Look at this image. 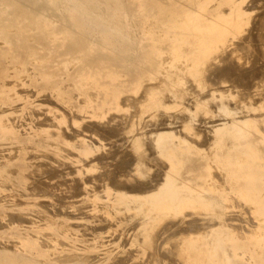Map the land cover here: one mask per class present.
<instances>
[{
    "label": "rangeland",
    "instance_id": "obj_1",
    "mask_svg": "<svg viewBox=\"0 0 264 264\" xmlns=\"http://www.w3.org/2000/svg\"><path fill=\"white\" fill-rule=\"evenodd\" d=\"M252 1L254 0H94L93 2L97 4L96 12L98 13H103V14L111 13V9L109 8L108 5L111 4L112 2H117L122 7L123 17L120 18L118 22H116V27L121 31V33L115 35V37L111 40L112 42L107 44V39H105L104 34L102 33L99 27H96L89 31L88 30L86 31L83 29L80 30V28H78L77 24L82 19L81 14H80L81 11L76 8L77 2H75L74 0H0V15H1L0 16V61L2 62L3 69L5 67L4 69L5 73L3 77L0 78V85H1L0 86V96H1L0 97L1 98L0 99V113H1L0 114V152H1L0 153L1 155L0 156V169H2L0 170V186H1L0 187V193H1L0 218H2L0 219V223H1V226L3 225L2 228L0 226V244H2L0 245V247L2 248L0 249V258H4V255H10L14 261L15 260L18 261L22 258L31 257V254L29 256V253L32 250H35L38 253V255L37 256L35 255L34 257L43 258L44 264H51V263L52 264H92V263L93 264H108V262H110L109 264L111 263L113 264V261H116L114 264L116 263L118 264L120 261L121 263L124 261L122 264H125V263L126 264H136V263L137 264L139 263L140 264H147V263L156 264L158 258H160L159 259L160 261L158 262V264L159 263L160 264H170L171 262H172L171 264H174L175 261H176L175 264H177L178 262H179L178 264H223V260L221 258L219 259V256L223 255V230H222L223 229V202L228 203L229 207H231L230 205L232 204V208H230L229 210V215H231L238 211L235 209L233 204L237 202L240 205L241 202H243L244 200L243 198H241L242 196L241 194H236L237 192L235 190L234 191L229 190L230 188L228 187L237 186V188H244L242 187L243 185L245 187L252 185L254 182L253 180L257 179L253 177V180L249 179V181H252V182H250L248 185H246V183L243 184L242 179L240 177L243 170L236 168L235 166L236 162H232L234 161L233 159L235 158L236 154H240V153L242 154V152L240 151L241 144H238L237 138L241 137L240 135L242 134L243 139H241L239 143H243L245 145H250V144L255 143L254 144L255 147L258 148V149H253V151L247 150L246 153L243 152L245 155L244 159H248L250 156H253V157L258 156L260 158L261 156L264 157V130H263L264 128H262V126L264 127V121H263L264 120V104H263L264 103V95H263L264 94V82H263L264 81V76H263L264 75V66H263L264 58L259 59L258 64L256 62L257 67L255 66V64L251 63L252 61H250L251 65L250 63H248L251 57H252L251 60H253L254 56L257 55V52L260 54L264 52L263 51L264 41H260L259 44L256 41H255L256 43H254L255 39L252 37V35L255 33V32H252L253 27H255L257 23H264V20H263L264 14H260V13H264V0H260V1L256 0L254 1L255 3ZM172 3L174 4V6ZM102 9L103 10L105 9V10L103 11ZM239 9H240V12H239ZM248 9H250V13ZM261 9L262 11H260ZM257 13H258L259 18L256 15ZM253 14L255 15V19L258 18L257 20H255L256 23L255 21H253L254 20ZM250 18H253V20L252 19L250 20ZM30 19L32 20L30 21ZM50 20L52 22H50ZM217 22L219 23L217 24ZM251 22H254L255 24ZM249 28L251 29V31ZM54 31L58 33H55ZM207 31L208 33H206ZM241 33L244 35L242 36ZM248 35L250 39L253 38L252 41L250 42L248 41L249 40ZM245 36L247 37L248 40L245 39ZM207 39L209 41H207ZM216 40H218V42H215ZM24 44L26 46H24ZM110 44H111V48L109 46ZM236 45H239L237 46L239 48L242 45L240 50H242V52L243 51L245 52V53L243 52L244 56H242L241 51L238 50L239 48H237ZM250 45L252 48H248ZM253 46H255V49ZM259 46L260 47L263 46L262 47L263 50ZM232 47H234V49L236 47L237 50L235 49L234 51H232L233 50ZM32 49L33 51L34 50L35 51L32 52ZM236 51H239V54L236 53ZM230 52L231 53L233 52V53L231 54ZM228 54L231 55L232 58H230V56L228 57ZM233 55L234 56L236 55L235 59ZM167 56H169V58ZM263 56H264V53H263ZM238 57H239V60H238ZM92 58L94 59L92 60ZM160 58H162L164 62ZM226 60L228 62H226ZM235 60L237 62H233ZM184 62H187V63L185 64ZM213 62L215 64L217 63L216 65L217 67L220 66L219 68L223 66L222 67L223 69L221 70V72L223 70H227L228 69L227 67L229 68L231 67V69H233L232 73L234 70H236V72L244 71V73H240L239 76L241 75V77L239 78H237V74L232 76L233 74L228 73L229 76L226 75L228 79L227 80L226 77H224L225 74L227 73L224 74L225 71H223V73L221 74L224 78L221 76V79L223 78L224 81H222L219 77V75H221L219 74L220 69L218 68L219 73H217V67L215 66ZM242 62L244 64H242ZM227 63H229L230 65ZM234 63H237L235 64L237 67L234 65ZM247 64L249 66V67L247 66L248 68L245 66ZM250 66H252V68ZM209 67L214 68L215 73H213V69ZM251 69H252V72H251ZM206 70L208 71L206 72ZM209 72L211 74H209ZM253 72L257 74L259 77H257L256 75V78H255V75L254 76L252 75L254 74ZM109 73L111 74L109 75ZM208 74L210 75L211 78L209 77ZM213 74L216 77H212ZM250 75L252 76V78L250 77ZM261 75L262 77H260ZM183 76L185 79L183 78ZM230 76L232 77L230 78ZM206 77L210 78V79L208 78L209 81L214 80V84L217 82L216 85L218 87L212 84L213 81L209 82ZM217 77L221 81V83L219 82ZM243 77L246 79L249 78L248 79L249 84H250L249 89H246L244 86H242L243 84L240 80ZM126 78L128 79L126 80ZM229 78L230 80L235 78L233 80L234 82L235 81L236 82L234 83L233 80H232L233 84L230 83L231 81L228 82ZM260 78H262L261 79L262 81L260 80ZM3 79L5 80V82L2 81ZM205 79H206V82H205ZM238 79H239V82L237 83ZM250 79H254V80H250ZM6 82L7 84H5ZM11 82L12 84H10ZM202 82H204V85ZM259 82L262 84V86L260 85L261 87L259 86ZM230 84L233 86H230ZM236 84L237 85L242 84L241 85L242 88H239L240 86L238 87ZM211 85H214V86H211ZM224 87L225 89H223ZM228 88H229V91H228ZM236 89H239V91L241 92H239ZM163 90H166V91H163ZM186 91H187V94H186ZM207 91L209 93H207ZM235 91L236 93H234ZM124 92H126V94ZM259 92L263 96H261ZM205 93L207 94L204 95ZM257 94L259 95V97L257 96ZM30 95H33V96H30ZM88 95H91V96L88 97ZM162 96L164 98H162ZM240 96H242L243 99ZM244 96H246L247 99ZM137 97H139V99ZM233 100H235V102H233ZM251 103L252 105L254 104L255 105L251 106ZM15 104H18V105H15ZM252 109H254V111ZM19 110H20V113H19ZM259 111L261 113H259ZM14 112H16V114ZM64 112H65V115L63 114ZM133 113L135 114L132 115ZM160 113L162 114L160 115ZM34 114L36 117L34 116ZM260 114L262 116H260ZM125 116H127L126 119H124ZM128 116H131L132 118L130 121H129L130 117ZM177 117L179 118V120ZM120 118H122L123 120H119ZM75 119H78V120H75ZM16 120L18 121L16 122ZM66 121L68 124L66 123ZM8 122L13 123V124H9ZM89 123L90 124L92 123L91 124L92 126ZM177 123L179 124L177 125ZM256 124H258L259 127ZM195 128H197L198 130ZM203 128L206 130V132ZM210 128L211 130H209ZM70 129L74 132H72ZM139 129L141 131H139ZM93 130H94V133H93ZM117 130H119V134H117L118 133ZM153 130L157 132H154ZM129 131L131 134L129 133ZM195 131L198 133V135ZM123 132L126 133V135H123L124 134ZM60 133L62 134V137ZM73 134L75 135L74 137L76 138L72 137ZM121 134L123 135V137L124 136L125 137L123 138ZM99 135L101 137L100 139H99ZM207 135L209 138L208 140L206 137ZM67 136L68 137L70 136V137L68 138ZM103 136L105 137V139ZM170 136L172 137V139ZM50 137H52L53 140L52 138L50 139ZM112 137H114V139H112ZM66 138L69 140H67ZM146 139H148L149 141ZM151 139H152V142H151ZM103 140H105L106 142ZM140 141L142 142L144 141V142L142 143ZM147 142H148L147 146L150 144V147L148 146L150 149L147 146H145L147 148V151H146V148L143 146V144L145 143L146 145ZM77 144L79 147L75 146ZM211 144H214V145H211ZM77 148L78 149L81 148V149L78 150ZM114 148L118 149L119 152L117 150L115 151ZM12 149H15V150H12ZM143 149L145 150L143 151ZM224 149L226 151H224ZM144 152H146V154ZM127 153L128 155L126 156ZM101 154L104 156H102ZM141 154L143 155V157ZM2 156H3V160H1ZM96 156L98 157V159ZM152 156H154V158ZM48 157L49 158L52 157V160L50 158L48 159L49 160L48 161L46 159ZM140 157H142V159ZM7 158H9V160ZM130 158L131 159L133 158V159L131 160ZM204 158L212 159V161H208L210 162V165H209L207 174L205 175L208 180V185L207 187L200 188L201 191H197L195 187L193 186L189 187V185H187L186 182L188 180H193L197 182V180L198 181L201 180L200 179L202 178L201 175L196 174V176H194V174L189 175L187 173L183 176L180 174V170L183 166L186 167L187 165L189 166V169H193V170H196L197 168L202 169L203 164H204V161H203ZM90 159L93 161H91ZM113 160L116 162H114ZM133 160L134 162L135 161L136 162L134 163ZM54 161L55 163L57 162L55 165L58 164L56 166L57 171H56V168H54L55 167V165L53 164ZM96 161H102V163L99 162L100 163L99 164V163H96ZM131 161L134 164H131L132 163ZM103 162L106 164H104ZM81 163H82V166H81ZM166 163H171L173 165L172 166L173 171H168V169H165V170L163 169V167L166 166ZM161 164L163 165L161 166ZM244 164H247V162H244ZM66 165L69 167L71 166V167L70 168L66 167L65 169L64 167ZM156 165H158L157 168H156ZM96 166H97V169H96ZM116 166L117 168H115ZM127 166L133 170H129ZM13 168L15 169V171ZM59 168L60 169L62 168L63 170L62 169L60 170ZM135 168L137 171L135 170ZM71 170L72 171L74 170L73 171L74 173L71 172L70 174ZM118 171L121 173H119ZM62 172L65 174H63ZM81 172L83 173L81 174ZM133 172H135L136 175ZM104 173L106 176H104ZM113 173L116 174L115 178H113L115 176L113 175ZM58 174H60L61 176ZM152 174L154 176H152ZM102 175L104 176V178H102ZM158 175L159 176L163 175V177H158ZM58 176L60 179H58ZM119 176L121 178L125 177V179L129 177L127 178L128 180L132 178L130 179L132 183H130V180L128 181L127 179L124 181V178H122L123 179L122 180ZM254 176L256 177L264 176V168L259 169V171H257V173ZM2 177H4L5 179ZM61 177L63 180L61 179ZM154 177H155V180L157 178L156 181L154 180ZM95 178H96V181H94ZM137 178L139 180H137ZM143 180L145 183L143 182ZM62 181H65V182H62ZM115 181L118 183L120 188L118 185H115L117 184ZM39 182L41 183V186ZM120 182H124V183L121 184ZM147 182L149 184H147ZM47 183L50 186H47L48 185ZM55 183L57 185H55ZM76 183H79V184H76ZM197 183H201V182H197ZM5 184H8L10 186L5 185ZM31 184H33L31 186L32 188L29 187ZM45 184L47 187L45 186ZM53 184L55 187L53 186ZM74 184L76 186H74ZM91 184L95 186H92ZM125 184L127 186L130 185L131 187L128 186L126 188ZM133 184H135V186ZM59 185H61V188ZM4 186L5 187L8 186L10 188L8 187L4 188ZM67 186H68V189H67ZM134 187L135 189L139 191L136 192ZM142 187H143V190H142ZM48 188L49 189L51 188V190L55 188L54 190H56L57 192L56 191L50 192L51 190H49ZM26 189L29 190L30 192L27 191ZM47 189L49 190V192ZM131 189L134 190L135 192L132 191L131 193ZM36 191H38L37 194H35ZM71 191L73 195L71 194ZM43 192L44 193L47 192V194L49 195L46 194L45 196ZM126 192L127 194H124ZM78 193L79 195H77ZM29 194L32 196V198L30 197ZM82 194L84 196H82ZM209 194L211 196H209ZM61 195L64 198H66L67 196V200L61 197ZM187 195H189V197ZM4 196L6 199L7 197L10 199L6 200ZM71 196H74L75 199L73 197L71 198ZM174 196H177V197H174ZM161 197L163 198L162 200H161ZM13 198H15L14 200H18V201L20 200V201L19 202L17 201V204H16V201L12 203ZM5 203H8V204L12 203L11 204L12 206H10V204L8 205ZM25 203H27L28 205ZM159 203L161 204L159 205ZM41 205L42 206L44 205V206L42 207ZM46 205L48 208L46 207ZM8 206L10 207L8 208ZM181 207H183V209H181ZM54 208L56 209L54 210ZM29 209L30 210L33 209L34 213L31 212ZM43 210H45L46 212H44ZM56 210L57 212H60V213L58 214ZM48 211H51V212H48ZM1 212H4V213H1ZM254 212L255 211H251L252 218H256V215ZM11 213H14L16 215H19L22 213V215H19L21 217L17 218L16 220L10 221V218L9 217L7 218V216H9V214ZM24 214H28V215L33 214V216L31 218L30 216L25 217ZM54 214L55 215L57 214L59 217L58 216L56 217ZM124 214H125V218H124ZM41 215H42L43 220L39 218L41 217ZM51 215H54L53 218ZM62 215H65V216H62ZM127 215H130L132 218ZM99 217L103 219H100ZM126 217L129 219H126ZM29 219H31L32 222ZM190 222H193V223H190ZM2 223H5V225ZM7 223H11V224H7ZM6 224L8 225L9 228L6 227L7 226ZM79 225L80 227H76ZM112 225H113V228H110L112 227ZM194 225L195 226L197 225V226L195 227ZM105 227L107 228V230ZM96 228L99 231H97ZM184 228L187 231L186 230L184 231ZM79 229H82V230H79ZM101 229L102 231L105 229L103 233H101ZM111 229H113L114 231H112ZM11 230H13L14 232L12 233ZM15 230H17L18 232ZM95 230L97 232H95ZM187 232H189L190 234ZM48 233L50 234V237L56 236V238H58L60 241L63 240V242L61 241V243L64 244L65 247L64 248L58 247V246L51 247L47 245L49 243L48 242L49 240L47 239ZM84 234L87 236L86 238H84ZM111 234L112 236H110ZM16 235H19V236H16ZM159 235L161 238L159 237ZM41 236H44V237H41ZM178 236L180 237L178 238L179 241L176 238ZM18 238L20 240H18ZM159 238H160V241H157V239L159 240ZM87 239L89 241H87ZM172 239L174 242L176 241L177 243L174 244L172 242ZM22 240H24L25 242ZM72 240L73 242L74 241L76 242L75 245L77 247L75 245H72L74 244ZM164 240H167V241L169 240V243L171 244H166L167 241H164ZM109 241L110 243H108ZM124 241H125V244H124ZM189 241L192 244H188ZM212 241H215L217 245L214 252H212L211 250ZM8 242H11V243H8ZM36 242L37 244L35 245ZM13 243H15V246H13ZM18 243L23 244V246L28 244L27 248L28 247L30 248L23 250V247L18 245ZM155 244H156V247L154 246ZM170 245L173 246L172 249ZM176 245L178 247H176ZM45 246L48 247V250H47V247L45 248ZM19 247H22L21 250H19L20 249ZM159 247L161 248L162 251L164 249V251L166 252H161L160 254L161 250H159ZM7 248H9L8 249L9 251L7 250ZM152 249L156 253H154ZM138 250H139V253H137ZM170 251L171 252L173 251V253H177L178 255L177 254L175 255L177 257L176 258L175 256L173 257L174 255L173 253H171L170 255L171 257H169ZM51 253H54V254H51ZM58 253L62 256H60ZM127 253L131 254V256L128 255ZM147 254L149 255L154 254L153 258L154 260L156 259L155 260L156 262L153 261V258L149 259V255ZM63 255L66 258L67 262L65 261V258L63 257ZM123 255L124 256L126 255V256L124 257ZM128 256L130 257L128 258ZM53 257L55 259L58 258L56 259L57 263L53 261L54 259ZM172 257L173 259H171ZM164 258H166L167 261L164 260ZM60 259H62V262ZM88 259H90L89 262L86 261ZM174 259H177V260H174ZM23 264H30V263L24 262Z\"/></svg>",
    "mask_w": 264,
    "mask_h": 264
},
{
    "label": "bare ground",
    "instance_id": "obj_2",
    "mask_svg": "<svg viewBox=\"0 0 264 264\" xmlns=\"http://www.w3.org/2000/svg\"><path fill=\"white\" fill-rule=\"evenodd\" d=\"M74 1L77 2V4H76V8L79 9V10L81 11L80 14H81V18H82V19H81V21L78 22V24H77V26H78V28H80V30L83 29V30H86V31L88 30V31H89V30H92V29H94V28H96V27H99V28L101 29L102 33L104 34L105 39H107V44H109L110 42H112L111 40L115 37V35L121 33V31L116 27V22H118L119 19L123 17V15H122V7H121V5H120L119 3H117V2H112L111 4H109L108 6H109V8L111 9V13H109V14H103V13H98V12H96L97 4L93 2L94 0H74ZM254 1H256V0H254ZM254 1H252V2H254ZM259 1H260V0H259ZM236 2H237V1H236ZM236 2H235V3H236ZM68 3H69V1H68ZM239 3H240V2H239ZM247 3H248V2H247ZM254 3H255V2H254ZM30 4H31V3H30ZM100 4H101V3H100ZM172 4H173V3H172ZM252 4H253V3H252ZM9 5H10V4H9ZM101 5H102V4H101ZM33 6H34V5H33ZM33 6H32V7H33ZM173 6H174V4H173ZM185 6H186V5H185ZM243 6H244V5H243ZM253 6H254V5H253ZM20 7H21V6H20ZM27 7H28V5H27ZM30 7H31V6H30ZM248 7H249V6H248ZM254 7H255V6H254ZM183 8H184V7H183ZM17 9H18V8H17ZM28 9H29V8H28ZM147 9H148V8H147ZM240 9H241V8H240ZM240 9H239V12H240ZM243 9H244V8H243ZM243 9H242V11H243ZM245 9H246V8H245ZM250 9H251V7H250ZM250 9H248V10H249V13H250ZM102 10H103V9H102ZM104 10H105V9H104ZM104 10H103V11H104ZM158 10H159V9H158ZM253 10H254V9H253ZM15 11H16V10H15ZM29 11H30V10H29ZM244 11H246V10H244ZM256 11H257V10H256ZM256 11H255V12H256ZM258 11H259V10H258ZM260 11H262V9H261ZM180 12H181V11H180ZM223 12H224V11H223ZM17 13H18V12H17ZM237 14H238V12H237ZM237 14H236V15H237ZM254 14H255V13H254ZM254 14H253V15H254ZM260 14H264V13H260ZM16 15H18V14H16ZM30 15H31V14H30ZM32 15H33V13H32ZM121 15H122V16H121ZM182 15H183V14H182ZM256 15H257V17H258V13H257ZM0 16H1V15H0ZM164 16H166V15H164ZM225 16H226V15H225ZM251 16H252V15H251ZM260 16H261V15H260ZM262 16H263V15H262ZM27 17H28V16H27ZM79 17H80V16H79ZM253 17H254V20H253V18H250V20L252 19L253 21H255V20H257V19L259 18V17H258L257 19H255V15H254ZM33 18H34V17H33ZM38 18H39V17H38ZM262 18H263V17H262ZM39 19H40V18H39ZM231 19H232V17H231ZM231 19H229V20H231ZM31 20H32V19H30V21H31ZM52 20H53V19H52ZM223 20H224V19H223ZM226 20H228V19H226ZM242 20H243V19H242ZM248 20H249V19H248ZM263 20H264V19H263ZM263 20H262V21H263ZM46 21H47V20H46ZM246 21H247V20H246ZM258 21H259V20H258ZM50 22H52V21L50 20ZM223 22H224V21H223ZM243 22H244V21H243ZM45 23H46V22H45ZM218 23H219V22H217V24H218ZM251 23H254V22H251ZM255 23H256V21H255ZM255 23H254V24H255ZM44 25H45V24H44ZM47 25H48V24H47ZM120 25H121V24H120ZM120 25H119V26H120ZM230 25H231V24H230ZM232 26H233V25H232ZM248 26H249V25H248ZM57 27H58V26H57ZM245 27H246V25H245ZM145 28H146V27H145ZM145 28H144V29H145ZM254 28H255V29H254ZM55 29H56V28H55ZM249 29H250V28H249ZM47 30H48V29H47ZM47 30H46V31H47ZM83 30H82V32H83ZM252 30H253L252 32H255V33L252 35V37L255 39V40H254V43L257 42V43L259 44L260 41H264V23H257L256 26L253 27ZM42 31H44V30H42ZM243 31H244V30H243ZM245 31H246V30H245ZM248 31H249V30H248ZM250 31H251V29H250ZM48 32H49V31H48ZM54 32H55V31H54ZM231 32H232V31H231ZM234 32H235V31H234ZM252 32H251V33H252ZM55 33H58V32H55ZM128 33H129V32H128ZM138 33H139V32H138ZM206 33H208V31H207ZM229 33H230V32H229ZM247 33H248V32H247ZM59 34H60V33H59ZM77 34H78V33H77ZM77 34H76V35H77ZM237 34H238V33H237ZM241 34H242V33H241ZM244 34H245V32H244ZM244 34H242V36H243ZM249 34H250V33H249ZM57 35H58V34H57ZM82 36H83V35H82ZM240 36H241V35H240ZM246 36H247V34H246ZM246 36H245V39H247ZM48 37H49V36H48ZM50 37H51V36H50ZM161 37H162V36H161ZM236 37H237V36H236ZM238 37H239V36H238ZM177 38H178V37H177ZM197 38H198V37H197ZM200 38H201V37H200ZM253 38H252V39H253ZM119 39H120V38H119ZM235 39H236V38H235ZM241 39H242V37H241ZM245 39H243V40H245ZM248 39H249V40H248ZM248 39H247V40H248L249 42L252 41V39H250L249 35H248ZM42 40H43V39H42ZM125 40H126V39H125ZM137 40H138V39H137ZM171 40H172V39H171ZM179 40H180V39H179ZM65 41H66V40H65ZM127 41H128V40H127ZM177 41H178V40H177ZM207 41H209V40L207 39ZM241 41H242V40H241ZM255 41H256V42H255ZM13 42H14V41H13ZM13 42H12V43H13ZM215 42H218V40H216ZM14 43H15V42H14ZM104 43H105V42H104ZM245 43H246V42H245ZM247 43H248V42H247ZM252 43H253V42H252ZM35 44H36V42H35ZM149 44H150V43H149ZM233 44H234V43H233ZM242 44H243V43H242ZM260 44H261V43H260ZM263 44H264V43H263ZM13 45H14V44H13ZM21 45H22V44H21ZM58 45H59V44H58ZM115 45H116V44H115ZM261 45H262V44H261ZM24 46H26V45L24 44ZM40 46H41V45H40ZM109 46H110V48H111V44H110ZM119 46H120V45H119ZM237 46H239V45H236V47H237ZM241 46H242V45H241ZM241 46H240V48H241ZM244 46H245V45H244ZM257 46H258V45H257ZM16 47H17V46H16ZM31 47H32V46H31ZM34 47H35V46H34ZM58 47H59V46H58ZM107 47H108V46H107ZM236 47H235V49H236ZM253 47H254V49H255V46H253ZM259 47H260V46H259ZM262 47H263V46H262ZM262 47H260V48L262 49ZM18 48H19V47H18ZM60 48H62V47H60ZM66 48H67V47H66ZM83 48H84V47H83ZM112 48H113V47H112ZM182 48H183V47H182ZM232 48H233V50H232V49H231V50L234 51V50H235L234 47H232ZM237 48H239V47H237ZM240 48H239L238 50H240ZM248 48H252L251 45H250ZM257 48H258V47H257ZM1 49H3V48H1ZM191 49H192V48H191ZM191 49H190V51H191ZM219 49H220V47H219ZM246 49H247V48H246ZM261 49H260V50H261ZM263 49H264V47H263ZM263 49H262V50H263ZM5 50H6V49H5ZM21 50H22V49H21ZM41 50H42V49H41ZM82 50H83V49H82ZM188 50H189V49H188ZM222 50H223V49H222ZM236 50H237V49H236ZM244 50H245V49H244ZM247 50H248V49H247ZM252 50H253V49H252ZM19 51H20V50H19ZM34 51H35V50H34ZM34 51H33V49H32V52H34ZM36 51H37V50H36ZM47 51H48V50H47ZM65 51H66V50H65ZM70 51H72V50H70ZM184 51H186V50H184ZM225 51H227V50H225ZM240 51H241L242 56H244V55H243V52H244V51H243V52H242V50H240ZM245 51H246V50H245ZM249 51H250V50H249ZM255 51H256V50H255ZM263 51H264V50H263ZM195 52H196V51H195ZM197 52H198V51H197ZM251 52H252V51H251ZM259 52H260V51H259ZM4 53H5V52H4ZM35 53H36V52H35ZM227 53H229V52H227ZM227 53H226V54H227ZM230 53H231V52H230ZM232 53H233V52H232ZM232 53H231V54H232ZM236 53L239 54V51H236ZM244 53H245V52H244ZM263 53H264V52H263ZM263 53H261V54H262V55H261L260 53L257 52V55H256V56L253 55V56H254V58H253L254 61L251 60V59H252V57H251V59L249 58L250 60L248 61V63H250V61H252L251 63H252V64H255V66L257 67L256 62H257V64H258L259 59L264 58ZM170 54H171V53H170ZM196 54H197V53H196ZM238 54H237V55H238ZM26 55H27V54H26ZM35 55H36V54H35ZM38 55H39V53H38ZM61 55H62V54H61ZM180 55H181V54H180ZM211 55H212V54H211ZM224 55H225V54H224ZM224 55H223V56H224ZM247 55H248V54H247ZM3 56H4V55H3ZM40 56H41V55H40ZM229 56H230V58H232V56L228 54V57H229ZM233 56H234V55H233ZM239 56H240V55H239ZM262 56H263V57H262ZM18 57H19V56H18ZM167 57L169 58V56H167ZM170 57H171V56H170ZM179 57H180V56H179ZM213 57H214V56H213ZM221 57H222V55H221ZM225 57H226V56H225ZM235 57H236V55L234 56V59H235ZM249 57H250V56H249ZM40 58H41V57H40ZM45 58H46V57H45ZM51 58H52V57H51ZM183 58H185V57H183ZM219 58H220V57H219ZM223 58H224V57H223ZM241 58H242V57H241ZM246 58H248V57H246ZM90 59H91V58H90ZM93 59H94V58H92V60H93ZM160 59L162 60V58H160ZM179 59H180V58H179ZM200 59H201V58H200ZM213 59H215V58H213ZM227 59H228V58H227ZM236 59H237V58H236ZM243 59H244V58H243ZM4 60H5V59H4ZM6 60H7V59H6ZM224 60H225V59H224ZM231 60H232V59H231ZM238 60H239V57H238ZM240 60H241V59H240ZM94 61H95V60H94ZM94 61H93V62H94ZM162 61H163V60H162ZM172 61H173V60H172ZM220 61H221V60H220ZM229 61H230V60H229ZM260 61H261V60H260ZM89 62H90V60H89ZM163 62H164V61H163ZM188 62H189V61H188ZM198 62H199V61H198ZM214 62H215V61H214ZM214 62H213V63H214ZM226 62H228V61L226 60ZM226 62H225V64H226ZM233 62H237V61L235 60V61H233ZM7 63H8V62H7ZM73 63H74V62H73ZM182 63H183V62H182ZM184 63L186 64L187 62H184ZM193 63H194V62H193ZM203 63H204V62H203ZM220 63H221V62H220ZM223 63H224V61H223ZM229 63H230V62H229ZM229 63H227V64H229ZM238 63H239V61H238ZM251 63H250V65H251ZM143 64H144V63H143ZM169 64H171V63H169ZM191 64H192V62H191ZM211 64H212V63H211ZM214 64H215V63H214ZM216 64H217V63H216ZM216 64H215V66L217 67ZM218 64H219V63H218ZM235 64H237V63H234V65H235ZM242 64H244V63L242 62ZM245 64H246V62H245ZM16 65H17V64H16ZM72 65H73V64H72ZM174 65H175V64H174ZM176 65H177V64H176ZM223 65H224V64H223ZM229 65H230V64H229ZM229 65H228V66H229ZM239 65H240V64H239ZM182 66H183V65H182ZM189 66H190V65H189ZM209 66H211V65H209ZM213 66H214V65H213ZM215 66H214V67H215ZM235 66H236V65H235ZM245 66L247 67L248 64L245 65ZM259 66H260V65H259ZM263 66H264V65H263ZM50 67H51V66H50ZM216 67H215V68H216ZM219 67H220V66H219ZM219 67H217V73H219V72H218L219 69H220V73H219V74H221V73H223V71H225L224 74H225V73H227V74H225L224 77H226V75L229 76L228 73H231V74H233L232 76H234V75L237 74V78H239V77H241V75L239 76V74H240V73H244V71H243V72H240V71H237V72H236V70H234L233 73H232V70H233V69H231V67H230V68L227 67V68H228L227 70H223V71L221 72V70L223 69V68H222L223 66H222L221 68H219ZM236 67H237V66H236ZM236 67H235V68H236ZM242 67H243V66H242ZM248 67H249V66H248ZM248 67H247V68H248ZM250 67L252 68V66H250ZM17 68H18V67H17ZM190 68H191V67H190ZM199 68H200V67H199ZM209 68H211V67H209ZM218 68H219V69H218ZM239 68H240V67H239ZM244 68H245V67H244ZM253 68H254V67H253ZM260 68H261V67H260ZM260 68H259V69H260ZM4 69H5V67H4ZM4 69H3L2 62L0 61V78H2L3 75H4V73H5V72H4ZM7 69H8V68H7ZM67 69H68V68H67ZM145 69H146V68H145ZM205 69H207V68H205ZM211 69H213V73H215V72H214V68H211ZM241 69H243V68H241ZM245 69H246V68H245ZM8 70H9V69H8ZM27 70H28V69H27ZM180 70H181V69H180ZM183 70H184V68H183ZM209 70H210V69H209ZM215 70H216V69H215ZM5 71H6V70H5ZM55 71H56V70H55ZM157 71H158V70H157ZM207 71H208V70H206V72H207ZM59 72H60V71H59ZM76 72H77V71H76ZM126 72H127V71H126ZM126 72H125V73H126ZM161 72H162V71H161ZM206 72H205V73H206ZM249 72H250V71H249ZM249 72H248V73H249ZM251 72H252V69H251ZM254 72H255V71H254ZM254 72H253V73H254ZM259 72H260V70H259ZM6 73H7V72H6ZM16 73H17V72H16ZM16 73H15V74H16ZM49 73H50V72H49ZM53 73H54V72H53ZM77 73H78V72H77ZM171 73H172V72H171ZM173 73H174V72H173ZM217 73H216V74H217ZM256 73H257V71H256ZM262 73H263V72H262ZM72 74H73V72H72ZM110 74H111V73H109V75H110ZM206 74H207V73H206ZM209 74H211V73L209 72ZM209 74H208V75H209ZM20 75H21V74H20ZM113 75H114V74H113ZM140 75H141V74H140ZM158 75H159V74H158ZM208 75H207V76H208ZM213 75H214V74H213ZM213 75H212V77H216L215 75H214V76H213ZM243 75H244V74H243ZM252 75H253V76L255 75V78H256V75H257V74L254 73V74H252ZM262 75H263V74H262ZM262 75H261L260 77H262ZM5 76H6V75H5ZM5 76H4V77H5ZM54 76H55V75H54ZM111 76H112V75H111ZM115 76H116V75H115ZM186 76H187V75H186ZM221 76H222V74L219 75L220 79H221ZM232 76H230V78H231ZM263 76H264V75H263ZM12 77H13V76H12ZM30 77H31V76H30ZM36 77H37V76H36ZM86 77H87V76H86ZM86 77H85V78H86ZM113 77H114V76H113ZM176 77H177V76H176ZM191 77H192V76H191ZM194 77H195V76H194ZM209 77H210V75H209ZM209 77H208V78H209ZM222 77H223V76H222ZM224 77H223V78H224ZM250 77L252 78L251 75H250ZM257 77H259V76L257 75ZM28 78H29V77H28ZM166 78H167V77H166ZM172 78H173V76H172ZM180 78H181V77H180ZM183 78H184V76H183ZM192 78H193V77H192ZM206 78H207V77H206ZM208 78H207V80H208ZM210 78H211V77H210ZM210 78H209V79H210ZM223 78L221 79L222 81H224ZM230 78H229V81H228V82L231 81L230 83H232V80L235 79V78H233L232 80H230ZM247 78H248V77H247ZM4 79H5V78H4ZM4 79L2 80L3 82H5ZM93 79H94V78H93ZM106 79H107V78H106ZM127 79H128V78H126V80H127ZM184 79H185V78H184ZM214 79H215V78H214ZM217 79H218V77H217ZM226 79H227V77H226ZM248 79H249V78H248ZM248 79H246V78L243 77V78H241V80H240V81L242 82V84H243V85H242V84H241V85L244 86L246 89H249V88H250V84H249ZM257 79H258V78H257ZM261 79H262V78H260V80H261ZM51 80H52V79H51ZM132 80H133V79H132ZM196 80H197V79H196ZM218 80H219V79H218ZM227 80H228V79H227ZM250 80H254V79H250ZM255 80H256V79H255ZM260 80H259V81H260ZM21 81H22V80H21ZM69 81H70V80H69ZM153 81H154V80H153ZM175 81H176V80H175ZM182 81H183V80H182ZM208 81H209V80H208ZM208 81H207V82H208ZM212 81H213L212 84H214V80H211V81H209V82H212ZM261 81H262V80H261ZM13 82H14V81H13ZM27 82H28V81H27ZM39 82H40V81H39ZM146 82H147V81H146ZM157 82H158V81H157ZM183 82H184V81H183ZM199 82H200V81H199ZM205 82H206V79H205ZM209 82H208V83H209ZM215 82H216V81H215ZM219 82L221 83L220 80H219ZM219 82H218V83H219ZM233 82H234V80H233ZM235 82H236V81H235ZM235 82H234V83H235ZM238 82H239V79H238L237 83H238ZM256 82H257V81H256ZM256 82H255V83H256ZM263 82H264V81H263ZM16 83H17V82H16ZM37 83H38V82H37ZM144 83H145V82H144ZM154 83H155V82H154ZM164 83H166V82H164ZM190 83H191V82H190ZM202 83H203V85H204V82H202ZM202 83H201V84H202ZM216 83H217V82H216ZM216 83H215L214 85H215L216 87H218V86L216 85ZM251 83H252V82H251ZM253 83H254V81H253ZM5 84H7V82H6ZM10 84H12V82H11ZM10 84H9V85H10ZM86 84H87V83H86ZM95 84H96V83H95ZM95 84H94V85H95ZM157 84H158V83H157ZM161 84H162V83H161ZM172 84H173V83H172ZM226 84H227V83H226ZM232 84H233V83H232ZM36 85H37V84H36ZM40 85H41V84H40ZM71 85H72V84H71ZM159 85H160V84H159ZM179 85H180V84H179ZM188 85H189V84H188ZM203 85H202V86H203ZM206 85H207V84H206ZM214 85H211V86H214ZM218 85H219V84H218ZM236 85H237V84H236ZM241 85H237V86H238V87L240 86L239 88H242ZM260 85L262 86V84L259 82V86H260ZM0 86H1V85H0ZM5 86H6V85H5ZM7 86H8V85H7ZM18 86H19V85H18ZM18 86H17V87H18ZM28 86H29V85H28ZM69 86H70V84H69ZM73 86H74V85H73ZM153 86H154V85H153ZM174 86H175V85H174ZM208 86H209V85H208ZM219 86H220V85H219ZM230 86H233V85L230 84ZM230 86H229V87H230ZM256 86H257V85H256ZM261 86H260V87H261ZM34 87H35V86H34ZM34 87H33V89H34ZM36 87H38V86H36ZM62 87H63V85H62ZM64 87H65V86H64ZM92 87H93V85H92ZM141 87H142V86H141ZM161 87H162V86H161ZM182 87H184V86H182ZM189 87H190V86H189ZM204 87H205V86H204ZM244 87H243V88H244ZM260 87H259V89H260ZM71 88H72V87H71ZM110 88H111V87H110ZM156 88H157V87H156ZM206 88H207V87H206ZM214 88H215V87H214ZM5 89H6V88H5ZM161 89H162V88H161ZM173 89H174V88H173ZM173 89H172V90H173ZM192 89H193V88H192ZM196 89H197V88H196ZM215 89H216V88H215ZM220 89H222V88H220ZM223 89H225V87H224ZM234 89H235V88H234ZM246 89H244V90H246ZM90 90H91V89H90ZM172 90H171V91H172ZM174 90H175V89H174ZM185 90H186V89H185ZM201 90H202V89H201ZM206 90H207V89H206ZM212 90H213V89H212ZM216 90H217V89H216ZM216 90H215V91H216ZM236 90L239 91V89H236ZM2 91H4V90H2ZM101 91H102V90H101ZM155 91H156V90H155ZM163 91H166V90H163ZM182 91H183V90H182ZM191 91H192V90H191ZM208 91H209V90H208ZM208 91H207V93H209ZM215 91H214V92H215ZM226 91H227V90H226ZM228 91H229V88H228ZM238 91H237V92H238ZM258 91H259V90H258ZM258 91H257V93H258ZM24 92H25V90H24ZM87 92H88V91H87ZM90 92H91V91H90ZM149 92H150V91H149ZM174 92H175V91H174ZM178 92H179V91H178ZM178 92H177V93H178ZM210 92H211V91H210ZM216 92H217V91H216ZM222 92H223V91H222ZM224 92H225V91H224ZM239 92H241V91H239ZM261 92H262V91H261ZM31 93H32V91H31ZM124 93L126 94V92H124ZM196 93H197V92H196ZM207 93H205L204 95H206ZM234 93H236V91H235ZM253 93H254V92H253ZM15 94H16V93H15ZM146 94H147V93H146ZM186 94H187V91H186ZM237 94H238V93H237ZM249 94H250V93H249ZM255 94H256V92H255ZM259 94H260V92H259ZM1 95H2V94H1ZM4 95H6V94H4ZM19 95H20V94H19ZM80 95H81V94H80ZM184 95H185V94H184ZM198 95H199V94H198ZM202 95H203V94H202ZM209 95H210V94H209ZM251 95H252V94H251ZM260 95L263 96L264 94H263V95L260 94ZM30 96H33V95H30ZM57 96H58V95H57ZM89 96H91V95H88V97H89ZM149 96H150V95H149ZM151 96H152V95H151ZM166 96H167V95H166ZM171 96H172V95H171ZM185 96H186V95H185ZM188 96H189V95H188ZM191 96H192V95H191ZM207 96H208V95H207ZM211 96H212V95H211ZM216 96H217V95H216ZM255 96H256V95H255ZM257 96L259 97L258 94H257ZM0 97H1V96H0ZM4 97H5V96H4ZM21 97H22V96H21ZM51 97H52V96H51ZM92 97H93V96H92ZM142 97H143V96H142ZM203 97H204V96H203ZM212 97H213V96H212ZM214 97H215V96H214ZM240 97H242V96H240ZM244 97H246V96H244ZM251 97H252V96H251ZM253 97H254V96H253ZM2 98H3V96H2ZM28 98H29V97H28ZM40 98H41V97H40ZM64 98H65V97H64ZM137 98L139 99V97H137ZM162 98H164V97L162 96ZM195 98H196V97H195ZM195 98H194V99H195ZM201 98H202V97H201ZM226 98H227V97H226ZM235 98H236V97H235ZM262 98H263V97H262ZM0 99H1V98H0ZM4 99H5V98H4ZM12 99H13V97H12ZM45 99H46V97H45ZM80 99H81V98H80ZM84 99H85V98H84ZM92 99H93V98H92ZM124 99H125V98H124ZM138 99H137V100H138ZM151 99H152V98H151ZM188 99H190V98H188ZM213 99H215V98H213ZM242 99H243V97H242ZM246 99H247V97H246ZM63 100H64V99H63ZM141 100H142V99H141ZM191 100H192V99H191ZM197 100H198V98H197ZM203 100H204V99H203ZM209 100H210V99H209ZM223 100H225V99H223ZM223 100H222V101H223ZM229 100H230V99H229ZM252 100H253V99H252ZM254 100H255V99H254ZM258 100H259V99H258ZM258 100H257V102H258ZM260 100H261V99H260ZM72 101H73V100H72ZM80 101H81V100H80ZM80 101H79V102H80ZM125 101H126V100H125ZM125 101H124V102H125ZM132 101H133V100H132ZM138 101H139V100H138ZM161 101H162V100H161ZM166 101H167V100H166ZM185 101H186V100H185ZM193 101H194V100H193ZM236 101H237V100H236ZM247 101H248V100H247ZM261 101H262V100H261ZM48 102H49V101H48ZM133 102H134V101H133ZM133 102H132V103H133ZM135 102H136V101H135ZM187 102H188V101H187ZM195 102H196V101H195ZM195 102H194V103H195ZM199 102H200V101H199ZM209 102H210V101H209ZM233 102H235V100H233ZM51 103H52V102H51ZM121 103H122V102H121ZM130 103H131V102H130ZM222 103H223V102H222ZM224 103H225V102H224ZM42 104H44V103H42ZM49 104H50V103H49ZM83 104H84V103H83ZM123 104H124V103H123ZM192 104H193V103H192ZM212 104H213V103H212ZM225 104H226V103H225ZM227 104H228V102H227ZM232 104H233V103H232ZM240 104H242V103H240ZM245 104H246V103H245ZM263 104H264V103H263ZM7 105H8V104H7ZM15 105H18V104H15ZM15 105H14V106H15ZM50 105H51V104H50ZM53 105H54V104H53ZM79 105H80V104H79ZM125 105H126V104H125ZM127 105H129V104H127ZM201 105H203V104H201ZM204 105H205V104H204ZM223 105H224V104H223ZM233 105H234V104H233ZM235 105H236V104H235ZM238 105H239V104H238ZM238 105H237V106H238ZM248 105H249V104H248ZM254 105H255V104H254ZM254 105H252V103H251V106H254ZM10 106H12V105H10ZM121 106H122V105H121ZM194 106H195V105H194ZM196 106H197V105H196ZM220 106H221V105H220ZM226 106H227V105H226ZM229 106H230V105H229ZM229 106H228V107H229ZM15 107H16V106H15ZM15 107H14V108H15ZM54 107H56V106H54ZM130 107H131V106H130ZM185 107H186V106H185ZM233 107H234V106H233ZM247 107H248V106H247ZM261 107H262V106H261ZM10 108H11V107H10ZM35 108H36V107H35ZM70 108H71V107H70ZM131 108H132V107H131ZM226 108H227V107H226ZM259 108H260V107H259ZM11 109H12V108H11ZM16 109H17V108H16ZM57 109H59V108H57ZM90 109H91V108H90ZM122 109H123V107H122ZM133 109H134V108H133ZM247 109H248V108H247ZM1 110H2V109H1ZM30 110H31V109H30ZM60 110H61V109H60ZM137 110H138V109H137ZM137 110H136V111H137ZM206 110H207V109H206ZM252 110L254 111V109H252ZM73 111H74V110H73ZM82 111H83V110H82ZM109 111H110V110H109ZM138 111H139V110H138ZM201 111H203V110H201ZM214 111H215V110H214ZM249 111H251V110H249ZM260 111H261V109H260ZM260 111H259V113H261ZM3 112H4V111H3ZM42 112H44V111H42ZM42 112H41V114H42ZM75 112H76V111H75ZM103 112H104V111H103ZM103 112H102V113H103ZM219 112H220V111H219ZM221 112H222V111H221ZM4 113H5V112H4ZM14 113L16 114V112H14ZM19 113H20V110H19ZM94 113H95V112H94ZM107 113H108V112H107ZM152 113H153V112H152ZM182 113H183V112H182ZM223 113H224V112H223ZM232 113H233V112H232ZM0 114H1V113H0ZM15 114H14V115H15ZM63 114L65 115V112H64ZM71 114H72V113H71ZM87 114H88V113H87ZM134 114H135V113H133L132 115H134ZM136 114H137V113H136ZM138 114H140V113H138ZM141 114H142V113H141ZM161 114H162V113H160V115H161ZM190 114H191V113H190ZM213 114H214V113H213ZM229 114H230V113H229ZM236 114H237V113H236ZM43 115H44V113H43ZM52 115H53V114H52ZM73 115H74V114H73ZM89 115H91V114H89ZM101 115H102V114H101ZM146 115H147V114H146ZM151 115H152V114H151ZM198 115H199V114H198ZM211 115H212V114H211ZM214 115H215V114H214ZM219 115H220V114H219ZM241 115H242V114H241ZM1 116H2V115H1ZM34 116H35V114H34ZM45 116H46V115H45ZM92 116H94V115H92ZM154 116H155V115H154ZM184 116H185V115H184ZM184 116H183V117H184ZM233 116H234V115H233ZM250 116H251V114H250ZM254 116H255V115H254ZM257 116H258V115H257ZM260 116H262V115L260 114ZM35 117H36V116H35ZM40 117H41V116H40ZM43 117H44V116H43ZM64 117H65V116H64ZM67 117H68V116H67ZM126 117H127V116H125L124 119H126ZM128 117H130V119H129V121H130L132 118H131V116H128ZM134 117H136V116H134ZM148 117H149V116H148ZM164 117H166V116H164ZM168 117H169V116H168ZM175 117H176V116H175ZM239 117H240V116H239ZM6 118H7V117H6ZM23 118H24V116H23ZM114 118H115V117H114ZM118 118H119V117H118ZM146 118H147V117H146ZM156 118H157V117H156ZM177 118H178V117H177ZM181 118H182V117H181ZM186 118H187V117H186ZM210 118H211V116H210ZM240 118H241V117H240ZM260 118H261V117H260ZM14 119H16V118H14ZM31 119H32V118H31ZM35 119H36V118H35ZM40 119H41V118H40ZM48 119H49V117H48ZM55 119H56V118H55ZM70 119H71V118H70ZM70 119H69V120H70ZM82 119H84V118H82ZM110 119H111V118H110ZM168 119H169V118H168ZM219 119H220V118H219ZM262 119H263V118H262ZM36 120H37V119H36ZM41 120H42V119H41ZM45 120H46V119H45ZM67 120H68V119H67ZM75 120H78V119H75ZM80 120H81V119H80ZM119 120H123V119L120 118ZM178 120H179V118H178ZM209 120H210V119H209ZM211 120H212V119H211ZM223 120H224V119H223ZM226 120H227V119H226ZM229 120H230V119H229ZM242 120H243V119H242ZM11 121H12V119H11ZM11 121H10V122H11ZM17 121H18V120H16V122H17ZM33 121H34V120H33ZM46 121H47V120H46ZM46 121H45V122H46ZM49 121H51V120H49ZM49 121H48V122H49ZM54 121H55V120H54ZM163 121H164V119H163ZM163 121H162V122H163ZM195 121H196V120H195ZM263 121H264V120H263ZM2 122H3V121H2ZM36 122H37V121H36ZM39 122H40V121H39ZM42 122H43V121H42ZM42 122H41V123H42ZM127 122H128V121H127ZM143 122H144V121H143ZM157 122H158V121H157ZM160 122H161V121H160ZM167 122H168V121H167ZM198 122H199V121H198ZM201 122H202V121H201ZM203 122H204V121H203ZM220 122H221V120H220ZM3 123H4V122H3ZM8 123H9V122H8ZM22 123H23V122H22ZM28 123H29V122H28ZM66 123H67V121H66ZM69 123H70V121H69ZM129 123H130V122H129ZM170 123H171V122H170ZM173 123H174V122H173ZM257 123H258V121H257ZM9 124H13V123H9ZM39 124H40V123H39ZM42 124H43V123H42ZM67 124H68V123H67ZM89 124H90V123H89ZM89 124H88V125H89ZM91 124H92V123H91ZM91 124H90V125H91ZM94 124H95V123H94ZM104 124H105V123H104ZM104 124H103V125H104ZM106 124H107V123H106ZM127 124H128V123H127ZM145 124H146V123H145ZM154 124H156V123H154ZM178 124H179V123H177V125H178ZM193 124H194V123H193ZM1 125H2V124H1ZM20 125H21V124H20ZM29 125H30V124H29ZM36 125H37V124H36ZM40 125H41V124H40ZM86 125H87V124H86ZM90 125H89V126H90ZM95 125H96V124H95ZM98 125H99V124H98ZM98 125H97V126H98ZM103 125H102V126H103ZM108 125H109V124H108ZM142 125H143V124H142ZM148 125H149V124H148ZM162 125H164V124H162ZM170 125H171V124H170ZM172 125H174V124H172ZM180 125H181V124H180ZM210 125H211V124H210ZM210 125H209V126H210ZM216 125H218V124H216ZM256 125L258 126V124H256ZM262 125H263V124H262ZM262 125H261V126H262ZM14 126H15V125H14ZM42 126H43V125H42ZM42 126H40V127H42ZM66 126H68V125H66ZM77 126H78V125H77ZM91 126H92V125H91ZM99 126H100V125H99ZM124 126H125V125H124ZM129 126H130V125H129ZM145 126H146V125H145ZM167 126H168V125H167ZM175 126H176V125H175ZM4 127H6V126H4ZM15 127H16V126H15ZM23 127H24V126H23ZM31 127H32V126H31ZM35 127H36V126H35ZM69 127H70V126H69ZM69 127H68V128H69ZM80 127H81V126H80ZM84 127H86V126H84ZM117 127H118V126H117ZM151 127H152V126H151ZM211 127H213V126H211ZM258 127H259V126H258ZM12 128H13V127H12ZM18 128H19V127H18ZM18 128H17V129H18ZM26 128H27V127H26ZM99 128H101V127H99ZM140 128H142V127H140ZM148 128H149V127H148ZM152 128H153V127H152ZM156 128H157V127H156ZM204 128H205V127H204ZM204 128H203V129H204ZM214 128H215V127H214ZM262 128H264V127L262 126ZM71 129H72V128H71ZM71 129H70V130H71ZM89 129H90V128H89ZM123 129H124V128H123ZM150 129H151V128H150ZM178 129H179V128H178ZM180 129H181V127H180ZM193 129H194V128H193ZM195 129H197V128H195ZM74 130H75V129H74ZM83 130H84V129H83ZM83 130H82V132H83ZM103 130H104V129H103ZM108 130H109V128H108ZM108 130H107V131H108ZM113 130H114V129H113ZM130 130H131V129H130ZM155 130H156V129H155ZM155 130H153V131H154V132H157V131H155ZM197 130H198V129H197ZM204 130H205V129H204ZM204 130H203V131H204ZM209 130H211V128H210ZM259 130H260V128H259ZM263 130H264V129H263ZM14 131H15V130H14ZM26 131H27V130H26ZM43 131H44V130H43ZM61 131H62V129H61ZM71 131H72V130H71ZM71 131H70V132H71ZM89 131H90V130H89ZM97 131H98V130H97ZM117 131H118L117 134H119V130H117ZM124 131H125V130H124ZM126 131H128V130H126ZM136 131H138V130H136ZM139 131H141V130L139 129ZM145 131H146V130H145ZM150 131H151V130H150ZM153 131H152V132H153ZM158 131H159V130H158ZM177 131H178V130H177ZM177 131H175V132H177ZM200 131H202V130H200ZM243 131H244V130H243ZM72 132H74V131H72ZM75 132H76V131H75ZM78 132H79V131H78ZM101 132H102V131H101ZM103 132H104V131H103ZM112 132H113V131H112ZM195 132H196V131H195ZM205 132H206V130H205ZM221 132H222V131H221ZM259 132H260V131H259ZM23 133H24V132H23ZM33 133H34V132H33ZM62 133H63V131H62ZM76 133H77V132H76ZM93 133H94V130H93ZM123 133H124V132H123ZM129 133H130V131H129ZM146 133H147V132H146ZM149 133H151V132H149ZM196 133H197V132H196ZM199 133H200V132H199ZM201 133H202V132H201ZM203 133H204V132H203ZM60 134H61V133H60ZM71 134H72V133H71ZM81 134H83V133H81ZM89 134H90V133H89ZM91 134H92V133H91ZM103 134H104V133H103ZM113 134H114V133H113ZM130 134H131V133H130ZM134 134H135V133H134ZM158 134H159V133H158ZM180 134H181V133H180ZM187 134H188V133H187ZM16 135H17V134H16ZM67 135H68V134H67ZM93 135H94V134H93ZM115 135H116V134H115ZM121 135H122V134H121ZM121 135H120V136H121ZM123 135H126V133H124ZM123 135H122V137H123ZM152 135H153V134H152ZM194 135H195V134H194ZM197 135H198V133H197ZM211 135H212V134H211ZM63 136H64V135H63ZM65 136H66V135H65ZM70 136H71V135H70ZM70 136H69V137H70ZM74 136H75V135L73 134L72 137H74ZM79 136H80V135H79ZM83 136H84V135H83ZM83 136H82V138H83ZM110 136H111V135H110ZM113 136H114V135H113ZM131 136H132V135H131ZM146 136H147V135H146ZM190 136H191V135H190ZM192 136H193V135H192ZM215 136H216V135H215ZM221 136H222V135H221ZM6 137H7V136H6ZM19 137H20V136H19ZM52 137H53V136H52ZM52 137H50V139H51ZM61 137H62V134H61ZM67 137H68V136H67ZM69 137H68V138H69ZM77 137H78V135H77ZM89 137H90V136H89ZM103 137H104V136H103ZM118 137H119V135H118ZM124 137H125V136H124ZM124 137H123V138H124ZM153 137H154V136H153ZM170 137H171V136H170ZM206 137H207V140H208V139H209V138H208V135H207ZM225 137H226V136H225ZM40 138H41V137H40ZM74 138H76V137H74ZM97 138H98V137H97ZM97 138H96V139H97ZM100 138H101V137H100V135H99V139H100ZM115 138H116V136H115ZM156 138H157V137H156ZM179 138H180V136H179ZM200 138H201V137H200ZM220 138H221V137H220ZM5 139H7V138H5ZM12 139H14V138H12ZM16 139H17V138H16ZM20 139H21V138H20ZM66 139H67V138H66ZM71 139H72V138H71ZM71 139H70V141H71ZM85 139H86V138H85ZM90 139H91V138H90ZM104 139H105V137H104ZM112 139H114V137H112ZM142 139H143V137H142ZM142 139H140V140H142ZM171 139H172V137H171ZM194 139H195V137H194ZM204 139H205V138H204ZM3 140H4V139H3ZM52 140H53V138H52ZM67 140H69V139H67ZM67 140H66V141H67ZM74 140H76V139H74ZM74 140H73V141H74ZM107 140H108V138H107ZM110 140H111V139H110ZM110 140H109V141H110ZM119 140H120V138H119ZM126 140H127V138H126ZM146 140H148V139H146ZM154 140H155V139H154ZM185 140H186V139H185ZM212 140H213V138H212ZM217 140H218V138H217ZM93 141H94V140H93ZM100 141H101V140H100ZM103 141H105V140H103ZM123 141H125V140H123ZM148 141H149V140H148ZM158 141H159V140H158ZM209 141H210V140H209ZM215 141H216V139H215ZM235 141H236V140H235ZM13 142H14V141H13ZM30 142H31V141H30ZM33 142H35V141H33ZM67 142H68V141H67ZM67 142H66V143H67ZM76 142H77V141H76ZM105 142H106V141H105ZM140 142H142V141H140ZM143 142H144V141H143ZM143 142H142V143H143ZM151 142H152V139H151ZM156 142H157V141H156ZM164 142H166V141H164ZM200 142H201V141H200ZM230 142H231V141H230ZM16 143H17V142H16ZM93 143H94V142H93ZM95 143H96V142H95ZM110 143H111V142H110ZM115 143H116V142H115ZM115 143H114V144H115ZM162 143H163V142H162ZM211 143H212V142H211ZM26 144H27V143H26ZM70 144H71V143H70ZM72 144H74V143H72ZM108 144H109V143H108ZM111 144H112V143H111ZM118 144H119V143H118ZM122 144H123V143H122ZM128 144H129V143H128ZM140 144H141V143H140ZM147 144H148V142L146 143V145H145V143H144L143 146L145 147V146H147ZM215 144H216V143H215ZM22 145H23V144H22ZM44 145H45V144H44ZM80 145H81V143H80ZM86 145H87V144H86ZM93 145H94V144H93ZM200 145H201V144H200ZM209 145H210V144H209ZM211 145H214V144H211ZM4 146H5V145H4ZM46 146H47V145H46ZM70 146H71V145H70ZM75 146H78V144L75 145ZM128 146H129V145H128ZM148 146L150 147V144H149ZM148 146H147V147H148ZM157 146H158V145H157ZM179 146H180V145H179ZM196 146H197V145H196ZM219 146H220V145H219ZM6 147H7V146H6ZM50 147H51V146H50ZM78 147H79V146H78ZM97 147H98V146H97ZM110 147H111V145H110ZM110 147H109V148H110ZM124 147H125V146H124ZM149 147H148V148H149ZM158 147H159V146H158ZM209 147H210V146H209ZM213 147H214V146H213ZM90 148H91V147H90ZM125 148H126V147H125ZM145 148H146V147H145ZM160 148H161V147H160ZM24 149H25V148H24ZM34 149H35V148H34ZM73 149H74V148H73ZM77 149H78V148H77ZM80 149H81V148H80ZM80 149H78V150H80ZM100 149H101V148H100ZM149 149H150V148H149ZM151 149H152V148H151ZM221 149H222V148H221ZM12 150H15V149H12ZM17 150H18V149H17ZM89 150H90V149H89ZM114 150H115V151H116V150L118 151V149H115V148H114ZM125 150H126V149H125ZM144 150H145V149H143V151H144ZM157 150H158V149H157ZM160 150H161V149H160ZM214 150H215V149H214ZM214 150H213V151H214ZM249 150H250V149H249ZM92 151H93V150H92ZM108 151H109V150H108ZM143 151H142V152H143ZM146 151H147V148H146ZM148 151H149V150H148ZM224 151H226V150L224 149ZM240 151H242V150L240 149ZM245 151H246V150H245ZM3 152H5V151H3ZM20 152H21V151H20ZM33 152H34V151H33ZM37 152H38V151H37ZM48 152H49V151H48ZM72 152H73V151H72ZM118 152H119V151H118ZM118 152H117V153H118ZM125 152H126V151H125ZM139 152H140V151H139ZM0 153H1V152H0ZM13 153H14V152H13ZM107 153H108V152H107ZM109 153H110V152H109ZM121 153H122V152H121ZM135 153H136V152H135ZM144 153L146 154V152H144ZM213 153H214V152H213ZM213 153H212V154H213ZM115 154H116V153H115ZM149 154H150V153H149ZM72 155H73V154H72ZM76 155H77V154H76ZM82 155H83V154H82ZM101 155H102V154H101ZM101 155H99V156H101ZM109 155H110V154H109ZM112 155H113V154H112ZM127 155H128V153L126 154V156H127ZM141 155H142V154H141ZM151 155H152V154H151ZM224 155H225V154H224ZM243 155H244V154H243ZM0 156H1V155H0ZM61 156H62V155H61ZM102 156H104V155H102ZM148 156H149V155H148ZM208 156H209V155H208ZM210 156H211V155H210ZM237 156H239V155H237ZM11 157H12V156H11ZM27 157H28V156H27ZM78 157H79V155H78ZM96 157H97V156H96ZM131 157H132V156H131ZM142 157H143V155H142ZM142 157H140V158L142 159ZM149 157H150V156H149ZM152 157L154 158V156H152ZM242 157H243V156H242ZM12 158H13V157H12ZM29 158H30V157H29ZM50 158H51V160H52V157H50ZM50 158L48 157V158H46V159L48 160V159H50ZM64 158H65V156H64ZM93 158H95V157H93ZM102 158H103V157H102ZM102 158H101V159H102ZM107 158H108V156H107ZM107 158H106V159H107ZM121 158H122V157H121ZM121 158H120V159H121ZM124 158H125V157H124ZM147 158H148V157H147ZM155 158H156V157H155ZM7 159L9 160V158H7ZM36 159H37V158H36ZM36 159H34V160H36ZM60 159H61V158H60ZM97 159H98V157H97ZM97 159H96V160H97ZM104 159H105V158H104ZM125 159H126V158H125ZM130 159H131V158H130ZM132 159H133V158H132ZM132 159H131V160H132ZM149 159H150V158H149ZM235 159H236V158H235ZM1 160H3V156H2V159H1ZM51 160H50V162H51ZM79 160H80V159H79ZM90 160H91V159H90ZM90 160H89V161H90ZM107 160H108V159H107ZM128 160H129V159H128ZM213 160H214V159H213ZM10 161H11V160H10ZM48 161H49V160H48ZM91 161H93V160H91ZM113 161H114V160H113ZM119 161H121V160H119ZM145 161H146V160H145ZM5 162H6V161H5ZM99 162L102 163V161H96V163H99ZM105 162H106V161H105ZM114 162H116V161H114ZM131 162H132V161H131ZM133 162H134V160H133ZM133 162H132L131 164H134L136 161H135L134 163H133ZM137 162H138V161H137ZM151 162H152V161H151ZM232 162H233V161H232ZM260 162H261V161H260ZM47 163H48V162H47ZM56 163H57V162H56ZM56 163H55V161H54L53 164L55 165ZM82 163H83V161H82ZM82 163H81V166H82ZM84 163H85V161H84ZM88 163H89V162H88ZM103 163H104V162H103ZM119 163H120V162H119ZM119 163H118V164H119ZM121 163H122V162H121ZM123 163H124V162H123ZM141 163H142V162H141ZM145 163H147V162H145ZM155 163H156V162H155ZM242 163H243V162H242ZM4 164H5V163H4ZM92 164H93V163H92ZM99 164H100V163H99ZM104 164H106V163H104ZM118 164H117V166H118ZM129 164H130V163H129ZM131 164H130V165H131ZM142 164H143V163H142ZM149 164H150V163H149ZM158 164H159V163H158ZM224 164H225V162H224ZM238 164H241V162H238L237 165H238ZM31 165H32V163H31ZM47 165H48V164H47ZM57 165H58V164H57ZM57 165H55L54 168H56ZM69 165H70V164H69ZM83 165H84V164H83ZM107 165H108V164H107ZM126 165H127V164H126ZM130 165H128V166H130ZM162 165H163V164H161V166H162ZM203 165H204V164H203ZM213 165H214V164H213ZM40 166H42V165H40ZM60 166H61V165H60ZM117 166H116L115 168H117ZM128 166H127V167H128ZM131 166H132V165H131ZM141 166H142V165H141ZM157 166H158V165H156V168H157ZM161 166H160V167H161ZM172 166H173V165H172L171 163H166V166H164L163 169H164V170H165V169H168V171H173V167H172ZM48 167H49V166H48ZM66 167H69V166L66 165L64 168L66 169ZM70 167H71V166H70ZM70 167H69V168H70ZM85 167H86V166H85ZM105 167H106V166H105ZM110 167H111V166H110ZM110 167H109V168H110ZM122 167H123V165H122ZM133 167H135V166H133ZM208 167H209V166H208ZM28 168H29V166H28ZM44 168H46V167H44ZM49 168H50V167H49ZM49 168H48V169H49ZM69 168H68V170H69ZM113 168H114V167H113ZM113 168H112V169H113ZM119 168H120V166H119ZM128 168H129V167H128ZM144 168H146V167H144ZM222 168H223V167H222ZM4 169H5V168H4ZM11 169H12V168H11ZM13 169H14V168H13ZM40 169H41V167H40ZM50 169H51V168H50ZM52 169H53V168H52ZM59 169H60V168H59ZM61 169H62V168H61ZM61 169H60V170H61ZM79 169H80V168H79ZM79 169H78V170H79ZM81 169H82V168H81ZM96 169H97V166H96ZM100 169H101V168H100ZM149 169H150V168H149ZM0 170H2V169H0ZM31 170H32V169H31ZM35 170H36V169H35ZM53 170H54V169H53ZM62 170H63V169H62ZM120 170H122V169H120ZM129 170H133V169H130V168H129ZM135 170H136V168H135ZM135 170H134V171H135ZM157 170H158V169H157ZM198 170H199V169H198ZM7 171H8V170H7ZM7 171H6V172H7ZM14 171H15V169H14ZM48 171H49V170H48ZM50 171H51V170H50ZM54 171H55V170H54ZM54 171H53V173H54ZM56 171H57V168H56ZM73 171H74V170H73ZM73 171L71 170V171H70V174H71V172H73ZM82 171H83V170H82ZM101 171H102V170H101ZM109 171H110V170H109ZM111 171H112V170H111ZM123 171H124V170H123ZM125 171H126V169H125ZM136 171H137V170H136ZM139 171H140V170H139ZM139 171H138V173H139ZM142 171H144V170H142ZM142 171H141V172H142ZM146 171H147V170H146ZM211 171H212V170H211ZM32 172H33V171H32ZM60 172H61V171H60ZM118 172H119V171H118ZM118 172H117V173H118ZM130 172H131V171H130ZM148 172H149V171H148ZM148 172H146V173H148ZM154 172H155V171H154ZM162 172H163V171H162ZM196 172H197V171H196ZM2 173H4V172H2ZM8 173H9V172H8ZM8 173H7V174H8ZM10 173H11V172H10ZM18 173H19V172H18ZM46 173H47V172H46ZM46 173H45V174H46ZM62 173H63V172H62ZM62 173H61V174H62ZM73 173H74V172H73ZM82 173H83V172H81V174H82ZM98 173H99V172H98ZM105 173H106V172H105ZM105 173H104V176H106ZM115 173H116V172H115ZM119 173H121V172H119ZM126 173H127V172H126ZM133 173L135 174V172H133ZM13 174H14V172H13ZM45 174H44V175H45ZM63 174H65V173H63ZM102 174H103V173H102ZM124 174H125V173H124ZM141 174H142V173H141ZM143 174H144V173H143ZM159 174H160V173H159ZM171 174H172V173H171ZM44 175H43V176H44ZM46 175H47V174H46ZM46 175H45V176H46ZM58 175H60V174H58ZM72 175H73V174H72ZM113 175H115V176L113 177V178H115V177H116V174L113 173ZM113 175H112V176H113ZM118 175H119V174H118ZM118 175H117V176H118ZM126 175H127V174H126ZM128 175H129V174H128ZM135 175H136V174H135ZM139 175H140V174H139ZM176 175H177V174H176ZM47 176H48V175H47ZM53 176H54V175H53ZM55 176H57V175H55ZM60 176H61V175H60ZM70 176H71V175H70ZM80 176H81V175H80ZM98 176H100V175H98ZM104 176L102 175V178H104ZM107 176H108V175H107ZM123 176H124V175H123ZM152 176H154V175L152 174ZM174 176H175V175H174ZM4 177H5V176H4ZM4 177H2V178H4ZM7 177H9V176H7ZM24 177H25V176H24ZM36 177H37V176H36ZM41 177H42V176H41ZM48 177H49V176H48ZM81 177H82V176H81ZM92 177H93V176H92ZM92 177H91V178H92ZM119 177H120V176H119ZM143 177H144V176H143ZM148 177H149V176H148ZM158 177H163V175H162V176H161V175H160V176L158 175ZM2 178H1V179H2ZM5 178H6V177H5ZM5 178H4V179H5ZM27 178H28V177H27ZM39 178H40V177H39ZM120 178H121V177H120ZM122 178H124V181H125V180H126L127 178H129V177H127L126 179H125V177H122ZM122 178H121V179H122ZM134 178H136V177H134ZM151 178H152V177H151ZM172 178H173V177H172ZM4 179H3V180H4ZM11 179H12V178H11ZM16 179H17V178H16ZM40 179H41V178H40ZM58 179H60L59 176H58ZM61 179H62V177H61ZM81 179H82V178H81ZM85 179H86V178H85ZM89 179H90V178H89ZM89 179H88V181H89ZM97 179H98V177H97ZM106 179H107V178H106ZM130 179H132V178H130ZM130 179H129V180H130ZM160 179H161V178H160ZM8 180H9V179H8ZM12 180H13V179H12ZM49 180H50V179H49ZM49 180H47V181H49ZM51 180H52V179H51ZM62 180H63V179H62ZM86 180H87V179H86ZM93 180H94V179H93ZM115 180H116V179H115ZM122 180H123V179H122ZM127 180H128V179H127ZM129 180H128V181H129ZM135 180H136V179H135ZM135 180H133V181H135ZM137 180H139V179L137 178ZM137 180H136V181H137ZM145 180H146V179H145ZM154 180H155V177H154ZM156 180H157V178H156ZM156 180H155V181H156ZM1 181H2V180H1ZM5 181H6V180H5ZM5 181H4V182H5ZM60 181H61V180H60ZM75 181H76V180H75ZM90 181H91V180H90ZM94 181H96V178H95ZM109 181H110V180H109ZM128 181H126V182H128ZM141 181H142V180H141ZM150 181H151V180H150ZM159 181H160V180H159ZM164 181H165V180H164ZM213 181H214V180H213ZM62 182H65V181H62ZM68 182H69V181H68ZM68 182H67V183H68ZM71 182H72V181H71ZM84 182H86V181H84ZM102 182H103V181H102ZM115 182H116V181H115ZM118 182H119V181H118ZM126 182H125V183H126ZM138 182H139V181H138ZM143 182H144V180H143ZM37 183H38V182H37ZM39 183H40V182H39ZM42 183H43V181H42ZM44 183H45V182H44ZM59 183H60V182H59ZM90 183H91V182H90ZM95 183H96V182H95ZM98 183H99V182H98ZM113 183H114V182H113ZM116 183H117V182H116ZM120 183L123 184L124 182H120ZM120 183H119V184H120ZM130 183H132L131 180H130ZM140 183H141V182H140ZM144 183H145V182H144ZM1 184H2V183H1ZM33 184H34V183H33ZM33 184H31L29 187L32 188L31 186H32ZM47 184H48V183H47ZM60 184H61V183H60ZM76 184H79V183H76ZM80 184H81V183H80ZM86 184H87V183H86ZM99 184H100V183H99ZM102 184H103V183H102ZM109 184H111V183H109ZM126 184H127V183H126ZM126 184H125V185H126ZM128 184H129V183H128ZM135 184H136V182H135ZM135 184H133V185L135 186ZM142 184H143V183H142ZM147 184H149V183L147 182ZM3 185H4V184H3ZM5 185H8V184H5ZM12 185H13V183H12ZM12 185H11V186H12ZM35 185H36V184H35ZM38 185H39V184H38ZM55 185H57V184L55 183ZM63 185H64V184H63ZM91 185H92V184H91ZM115 185H118V183L115 184ZM125 185H124V186H125ZM139 185H140V184H139ZM187 185H188V184H187ZM232 185H233V184H232ZM8 186H10V185H8ZM8 186H6V187H8ZM40 186H41V183H40ZM45 186H46V184H45ZM47 186H50V185L48 184ZM47 186H46V187H47ZM53 186H54V184H53ZM59 186H60V188H61V185H59ZM74 186H76V185L74 184ZM92 186H95V185H92ZM108 186H109V185H108ZM108 186H107V187H108ZM113 186H114V185H113ZM118 186H119V185H118ZM128 186H130V185H128ZM128 186L126 185V188H127ZM137 186H138V185H137ZM144 186H145V184H144ZM0 187H1V186H0ZM6 187L4 186V188H6ZM16 187H17V186H16ZM16 187H15V188H16ZM21 187H22V186H21ZM54 187H55V186H54ZM62 187H63V186H62ZM103 187H104V185H103ZM109 187H110V186H109ZM122 187H123V186H122ZM130 187H131V186H130ZM152 187H153V186H152ZM189 187H190V186H189ZM206 187H207V186H206ZM220 187H221V186H220ZM227 187H228V186H227ZM227 187H226V188H227ZM229 187H230V186H229ZM229 187H228V188H229ZM256 187H258V185H256ZM2 188H3V186H2ZM8 188H10V187H8ZM8 188H7V189H8ZM18 188H19V187H18ZM99 188H100V187H99ZM99 188H98V189H99ZM110 188H111V187H110ZM119 188H120V186H119ZM136 188H138V187H136ZM149 188H150V187H149ZM223 188H224V187H223ZM259 188H260V187H259ZM27 189H28V187H27ZM27 189H26V190H27ZM40 189H41V188H40ZM48 189H49V188H48ZM48 189H47V190H48ZM52 189H53V188H52ZM54 189H55V188H54ZM54 189L51 190V188H50L49 190H51L50 192H52V191H56V190H54ZM67 189H68V186H67ZM88 189H89V188H88ZM88 189H87V190H88ZM92 189H93V188H92ZM112 189H113V187H112ZM115 189H116V187H115ZM115 189H114V190H115ZM129 189H130V188H129ZM129 189H128V190H129ZM132 189H133V188H132ZM132 189H131V193H132V191H134V190H132ZM134 189H135V187H134ZM151 189H152V188H151ZM179 189H180V188H179ZM224 189H225V188H224ZM1 190H2V189H1ZM35 190H36V189H35ZM49 190H48V192H49ZM58 190H60V189H58ZM69 190H70V189H69ZM75 190H76V188H75ZM80 190H81V189H80ZM85 190H86V189H85ZM94 190H95V189H94ZM119 190H120V189H119ZM119 190H118V191H119ZM135 190H136V192L139 191V190H137V189H135ZM142 190H143V187H142ZM147 190H148V189H147ZM188 190H189V189H188ZM190 190H191V189H190ZM194 190H195V189H194ZM257 190H258V188H257ZM261 190H262V189H261ZM263 190H264V189H263ZM13 191H14V190H13ZM16 191H17V190H16ZM27 191H29V190H27ZM31 191H32V190H31ZM66 191H68V190H66ZM103 191H104V190H103ZM148 191H149V190H148ZM197 191H201V189L198 188ZM220 191H221V190H220ZM220 191H219V192H220ZM29 192H30V191H29ZM37 192H38V191H36L35 194H37ZM41 192H42V190H41ZM41 192H40V194H41ZM56 192H57V191H56ZM59 192H60V191H59ZM62 192H63V191H62ZM69 192H70V191H69ZM78 192H79V191H78ZM95 192H96V191H95ZM114 192H115V191H114ZM120 192H121V191H120ZM127 192H128V191H127ZM127 192L124 193V194H127ZM129 192H130V191H129ZM134 192H135V191H134ZM134 192H133V193H134ZM190 192H191V191H190ZM195 192H196V191H195ZM221 192H222V191H221ZM258 192H259V191H258ZM19 193H20V192H19ZM43 193H44V192H43ZM43 193H42V194H43ZM54 193H55V192H54ZM67 193H68V192H67ZM76 193H77V192H76ZM81 193H82V191H81ZM81 193H80V194H81ZM98 193H99V192H98ZM100 193H101V192H100ZM112 193H113V192H112ZM144 193H145V192H144ZM147 193H148V192H147ZM172 193H174V192H172ZM46 194H47V192L44 193L45 196H46ZM50 194H51V193H50ZM61 194H62V193H61ZM65 194H66V192H65ZM71 194H72V191H71ZM92 194H93V193H92ZM167 194H168V193H167ZM10 195H11V194H10ZM10 195H9V196H10ZM29 195H30V194H29ZM47 195H49V194H47ZM53 195H54V194H53ZM53 195H52V196H53ZM55 195H56V194H55ZM59 195H60V194H59ZM72 195H73V194H72ZM77 195H79V193H78ZM143 195H144V194H143ZM169 195H170V194H169ZM173 195H174V194H173ZM258 195H259V194H258ZM34 196H35V195H34ZM40 196H41V195H40ZM75 196H76V195H75ZM80 196H81V195H80ZM82 196H84V195L82 194ZM99 196H100V195H99ZM187 196L189 197V195H187ZM209 196H211V195L209 194ZM0 197H1V193H0ZM24 197H25V196H24ZM27 197H28V196H27ZM30 197L32 198L31 195H30ZM35 197H36V196H35ZM53 197H54V196H53ZM61 197H63V196L61 195ZM68 197H69V195H68ZM72 197L75 199L74 196H71V198H72ZM78 197H79V196H78ZM174 197H177V196H174ZM205 197H206V195H205ZM233 197H234V196H233ZM241 197H242V196H241ZM4 198H5V196H4ZM38 198H39V197H38ZM50 198H51V197H50ZM55 198H57V197H55ZM63 198H64V197H63ZM154 198H155V197H154ZM185 198H186V197H185ZM190 198H191V197H190ZM201 198H202V197H201ZM213 198H214V197H213ZM216 198H217V197H216ZM2 199H3V198H2ZM5 199H6V198H5ZM7 199H10V198L7 197ZM7 199H6V200H7ZM11 199H12V198H11ZM14 199H15V198H13V202H12V201H11V202L14 203V202L16 201V204H17V201H18V200H14ZM18 199H19V198H18ZM20 199H21V198H20ZM64 199L67 200V196H66V198H64ZM156 199H157V198H156ZM162 199H163V198L161 197V200H162ZM56 200H57V199H56ZM59 200H60V199H59ZM69 200H71V199H69ZM262 200H263V199H262ZM3 201H4V200H3ZM9 201H10V200H9ZM9 201H8V202H9ZM19 201H20V200H19ZM19 201H18V202H19ZM166 201H167V200H166ZM4 202H5V201H4ZM6 202H7V201H6ZM34 202H35V201H34ZM34 202H33V203H34ZM46 202H47V201H46ZM106 202H107V201H106ZM150 202H151V201H150ZM177 202H178V201H177ZM238 202H239V201H238ZM245 202H246V201H245ZM1 203H2V202H1ZM12 203H11V204H12ZM27 203H28V201H27ZM27 203H25V204H27ZM36 203H37V201H36ZM39 203H40V202H39ZM56 203H57V202H56ZM59 203H60V202H59ZM90 203H91V202H90ZM241 203H242V202H241ZM5 204H8V203H5ZM9 204H10V203H9ZM9 204H8V205H9ZM11 204H10V206H12ZM23 204H24V203H23ZM48 204H49V203H48ZM74 204H75V203H74ZM76 204H77V203H76ZM88 204H89V203H88ZM156 204H157V203H156ZM160 204H161V203H159V205H160ZM180 204H181V203H180ZM19 205H20V203H19ZM27 205H28V204H27ZM29 205H30V204H29ZM32 205H33V204H32ZM35 205H36V204H35ZM44 205H45V204H44ZM44 205H43V206H44ZM49 205H50V204H49ZM52 205H53V204H52ZM71 205H72V204H71ZM89 205H90V204H89ZM107 205H108V204H107ZM111 205H112V204H111ZM121 205H122V204H121ZM137 205H138V204H137ZM149 205H150V204H149ZM235 205H236V202H235ZM10 206H8V208H9ZM15 206H16V205H15ZM22 206H23V205H22ZM36 206H37V205H36ZM36 206H35V207H36ZM41 206H42V205H41ZM43 206H42V207H43ZM117 206H118V205H117ZM145 206H147V205H145ZM154 206H155V205H154ZM168 206H169V205H168ZM197 206H198V205H197ZM230 206H231V205H230ZM6 207H7V206H6ZM13 207H14V206H13ZM46 207H47V205H46ZM62 207H63V206H62ZM127 207H128V206H127ZM226 207H227V206H226ZM236 207H237V206H235V208H236ZM14 208H15V207H14ZM44 208H45V207H44ZM44 208H42V209H44ZM47 208H48V207H47ZM49 208H50V207H49ZM64 208H65V207H64ZM105 208H107V207H105ZM158 208H159V207H158ZM158 208H157V209H158ZM237 208H238V207H237ZM244 208H245V207H244ZM11 209H12V208H11ZM23 209H24V208H23ZM27 209H28V208H27ZM40 209H41V208H40ZM45 209H46V208H45ZM51 209H52V208H51ZM55 209H56V208H54V210H55ZM98 209H99V208H98ZM167 209H168V208H167ZM175 209H176V208H175ZM181 209H183V207H181ZM5 210H6V209H5ZM16 210H17V208H16ZM29 210H30V209H29ZM29 210H28V212H29ZM46 210H47V209H46ZM100 210H101V209H100ZM154 210H155V209H154ZM179 210H180V209H179ZM241 210H242V209H241ZM12 211H13V210H12ZM25 211H26V210H25ZM30 211L33 212V209L30 210ZM36 211H37V210H36ZM43 211L46 212L45 210H43ZM59 211H60V210H59ZM66 211H67V210H66ZM106 211H107V210H106ZM118 211H119V210H118ZM126 211H127V210H126ZM129 211H130V210H129ZM168 211H169V210H168ZM176 211H177V210H176ZM215 211H216V210H215ZM10 212H11V211H10ZM10 212H9V213H10ZM13 212H14V211H13ZM48 212H51V211H48ZM56 212H57V210H56ZM56 212H54V213H56ZM61 212H62V211H61ZM63 212H65V211H63ZM99 212H100V211H99ZM104 212H105V211H104ZM1 213H4V212H1ZM19 213H20V212H19ZM33 213H34V212H33ZM57 213L59 214L60 212H57ZM67 213H68V212H67ZM102 213H103V212H102ZM153 213H154V212H153ZM36 214H37V212H36ZM49 214H51V213H49ZM62 214H63V213H62ZM130 214H131V213H130ZM226 214H228V213H226ZM247 214H248V213H247ZM19 215H22V213L19 214ZM19 215H16V214H14V213H11V214H9V216H7V218L9 217V218H10V221H11V220H16L17 218L21 217V216H19ZM24 215H25V217L30 216V218L33 216V214H29V215H28V214H24ZM34 215H35V214H34ZM54 215H55V214H54ZM54 215H51L52 218H53ZM103 215H104V214H103ZM136 215H137V214H136ZM153 215H154V214H153ZM156 215H157V214H156ZM184 215H185V214H184ZM4 216H5V215H4ZM39 216H40V215H39ZM43 216H44V215H43ZM55 216L57 217L58 215L56 214ZM62 216H65V215H62ZM127 216H130V215H127ZM163 216H164V215H163ZM163 216H162V217H163ZM58 217H59V216H58ZM97 217H98V216H97ZM101 217H102V216H101ZM130 217H131V216H130ZM151 217H152V216H151ZM189 217H190V215H189ZM189 217H188V218H189ZM239 217H240V216H239ZM39 218H41V219L43 220L42 215H41V217H39ZM66 218H67V217H66ZM70 218H71V216H70ZM89 218H90V217H89ZM99 218H100V217H99ZM124 218H125V214H124ZM131 218H132V217H131ZM167 218H168V217H167ZM176 218H177V217H176ZM229 218H230V217H229ZM0 219H2V218H0ZM23 219H24V217H23ZM33 219H34V218H33ZM74 219H75V218H74ZM100 219H103V218H100ZM126 219H129V218L126 217ZM147 219H148V218H147ZM241 219H242V218H241ZM249 219H250V218H249ZM6 220H7V219H6ZM29 220L31 221V219H29ZM36 220H37V219H36ZM69 220H70V219H69ZM79 220H80V219H79ZM79 220H78V221H79ZM114 220H115V219H114ZM120 220H121V218H120ZM156 220H157V219H156ZM188 220H189V219H188ZM197 220H198V219H197ZM224 220H225V219H224ZM7 221H8V220H7ZM37 221H38V220H37ZM39 221H40V220H39ZM101 221H102V220H101ZM139 221H141V220H139ZM151 221H152V220H151ZM154 221H155V220H154ZM192 221H193V219H192ZM226 221H227V220H226ZM232 221H233V220H232ZM1 222H2V221H1ZM18 222H19V221H18ZM31 222H32V221H31ZM106 222H107V221H106ZM133 222H135V221H133ZM171 222H173V221H171ZM176 222H177V221H176ZM176 222H175V223H176ZM196 222H197V221H196ZM198 222H199V221H198ZM200 222H201V221H200ZM211 222H213V221H211ZM223 222H224V221H223ZM238 222H239V221H238ZM249 222H250V221H249ZM11 223H12V222H11ZM11 223H7V224H11ZM14 223H15V222H14ZM20 223H21V221H20ZM20 223H19V224H20ZM24 223H25V222H24ZM27 223H28V222H27ZM33 223H34V222H33ZM104 223H105V222H104ZM108 223H109V222H108ZM111 223H112V222H111ZM113 223H115V222H113ZM144 223H145V222H144ZM167 223H168V222H167ZM179 223H180V222H179ZM186 223H188V222H186ZM190 223H193V222H190ZM231 223H232V222H231ZM253 223H254V222H253ZM2 224L5 225V223H2ZM7 224H6V225H7ZM139 224H140V223H139ZM153 224H154V223H153ZM169 224H170V223H169ZM194 224H195V222H194ZM196 224H197V223H196ZM224 224H225V223H224ZM241 224H242V223H241ZM250 224H251V223H250ZM15 225H16V224H15ZM58 225H59V224H58ZM129 225H130V224H129ZM147 225H148V224H147ZM167 225H168V224H167ZM175 225H176V224H175ZM189 225H191V224H189ZM243 225H244V224H243ZM251 225H252V224H251ZM0 226H1V223H0ZM2 226H3V225H2ZM2 226H1V228H2ZM9 226H11V225H9ZM23 226H24V225H23ZM34 226H35V225H34ZM71 226H73V225H71ZM71 226H70V227H71ZM110 226H111V225H110ZM163 226H164V225H163ZM194 226H195V225H194ZM196 226H197V225H196ZM196 226H195V227H196ZM199 226H200V225H199ZM216 226H217V225H216ZM4 227H5V226H4ZM6 227H8V225H7ZM76 227H80V225H79V226H76ZM85 227H86V226H85ZM96 227H97V226H96ZM100 227H101V226H100ZM133 227H134V226H133ZM133 227H132V228H133ZM142 227H143V226H142ZM142 227H141V228H142ZM176 227H177V226H176ZM190 227H191V226H190ZM8 228H9V227H8ZM8 228H7V230H8ZM18 228H19V227H18ZM27 228H28V227H27ZM29 228H30V227H29ZM33 228H34V227H33ZM71 228H72V227H71ZM73 228H74V227H73ZM81 228H83V227H81ZM105 228H106V227H105ZM110 228H113V225H112V227H110ZM114 228H115V227H114ZM127 228H128V226H127ZM130 228H131V227H130ZM187 228H188V227H187ZM192 228H193V227H192ZM192 228H191V229H192ZM198 228H200V227H198ZM212 228H213V227H212ZM4 229H5V228H4ZM13 229H14V228H13ZM20 229H21V228H20ZM88 229H89V228H88ZM175 229H176V228H175ZM177 229H178V228H177ZM188 229H189V228H188ZM202 229H203V228H202ZM254 229H255V228H254ZM9 230H10V229H9ZM28 230H29V229H28ZM79 230H82V229H79ZM96 230H97V228H96ZM96 230H95V232L99 231V230H97V231H96ZM104 230H105V229H104ZM104 230H103V231H104ZM106 230H107V228H106ZM108 230H109V229H108ZM111 230L114 231L113 229H111ZM111 230H110V231H111ZM130 230H131V229H130ZM153 230H154V229H153ZM169 230H170V229H169ZM185 230H186V229L184 228V231H185ZM194 230H195V229H194ZM222 230H223V229H222ZM3 231H4V230H3ZM11 231H12V233L14 232L13 230H11ZM11 231H10V232H11ZM15 231H17V230H15ZM24 231H26V230H24ZM30 231H31V230H30ZM103 231H102V229H101V233H103ZM171 231H172V230H171ZM173 231H174V230H173ZM186 231H187V230H186ZM200 231H201V230H200ZM200 231H199V232H200ZM227 231H228V230H227ZM241 231H242V230H241ZM17 232H18V231H17ZM120 232H121V231H120ZM156 232H157V231H156ZM194 232H195V231H194ZM199 232H198V233H199ZM252 232H253V231H252ZM41 233H42V232H41ZM45 233H46V232H45ZM61 233H62V232H61ZM83 233H84V232H83ZM83 233H82V234H83ZM105 233H106V231H105ZM118 233H119V232H118ZM118 233H116V234H118ZM126 233H127V232H126ZM150 233H151V232H150ZM163 233H164V232H163ZM163 233H162V234H163ZM166 233H167V232H166ZM168 233H169V232H168ZM182 233H183V232H182ZM187 233H189V232H187ZM235 233H236V232H235ZM238 233H239V232H238ZM241 233H242V232H241ZM244 233H245V232H244ZM30 234H31V233H30ZM54 234H55V233H54ZM107 234H109V233H107ZM162 234H161V235H162ZM171 234H172V232H171ZM174 234H175V232H174ZM183 234H184V233H183ZM189 234H190V233H189ZM191 234H192V233H191ZM245 234H247V233H245ZM255 234H256V232H255ZM11 235H12V234H11ZM22 235H23V234H22ZM32 235H33V234H32ZM36 235H37V234H36ZM89 235H90V234H89ZM92 235H93V234H92ZM101 235H103V234H101ZM169 235H170V234H169ZM236 235H237V234H236ZM240 235H241V234H240ZM16 236H19V235H16ZM16 236H15V238H16ZM23 236H24V235H23ZM47 236H48L47 239L49 240V241H48L49 243H48L47 245H49V246H51V247H57V246H58V247H62V248L65 247L64 244L61 243V241L63 242V240L60 241L58 238H56V236H55V237H53V236L50 237V234H49V233H48ZM47 236H45V237H47ZM110 236H112V234H111ZM152 236H153V235H152ZM175 236H176V235H175ZM179 236H180V234H179ZM179 236L176 237L178 241H179L178 238H180ZM193 236H194V235H193ZM198 236H199V235H198ZM247 236H248V235H247ZM251 236H252V235H251ZM41 237H44V236H41ZM86 237H87V236L84 234V238H86ZM102 237H103V236H102ZM149 237H150V236H149ZM159 237H160V235H159ZM162 237H163V236H162ZM167 237H168V236H167ZM183 237H184V236H183ZM241 237H242V235H241ZM243 237H244V236H243ZM13 238H14V237H13ZM23 238H24V237H23ZM89 238H90V237H89ZM107 238H108V237H107ZM107 238H106V240H107ZM109 238H111V237H109ZM114 238H115V237H114ZM160 238H161V237H160ZM160 238H159V240L157 239V241H160ZM185 238H186V237H185ZM21 239H22V238H21ZM26 239H27V238H26ZM40 239H41V238H40ZM43 239H44V238H43ZM43 239H42V240H43ZM90 239H91V238H90ZM95 239H96V238H95ZM117 239H118V238H117ZM117 239H116V240H117ZM163 239H164V238H163ZM173 239H174V238H173ZM173 239H172V242H173L174 244H176L177 242H176V241L174 242ZM199 239H200V238H199ZM204 239H205V238H204ZM215 239H216V238H215ZM243 239H244V238H243ZM15 240H17V239H15ZM18 240H20V239L18 238ZM42 240H41V241H42ZM70 240H71V239H70ZM129 240H130V239H129ZM10 241H11V240H10ZM22 241H24V240H22ZM29 241H30V240H29ZM37 241H39V240H37ZM50 241H51V242H50ZM87 241H89V240L87 239ZM102 241H103V240H102ZM113 241H114V239H113ZM164 241H167V240H164ZM215 241H217V240H215ZM215 241H212V248H211L212 252L215 251V248H216V246H217ZM16 242H17V241H16ZM24 242H25V241H24ZM26 242H27V241H26ZM34 242H35V241H34ZM34 242H33V243H34ZM72 242H73V240H72ZM99 242H100V241H99ZM128 242H129V241H128ZM152 242H153V240H152ZM167 242H168V243H167ZM167 242H166V244H171V243H169V240H168ZM3 243H4V242H3ZM8 243H11V242H8ZM20 243H21V241H20ZM20 243H18V245L22 246V247H23V250H24V249H29V248H30V247L27 248V245H28V244H26V245L24 244L25 246H23V244H20ZM69 243H70V242H69ZM73 243H74V244H72V245H75L76 242L74 241ZM84 243H85V242H84ZM106 243H107V242H106ZM106 243H105V244H106ZM108 243H110V241H109ZM126 243H127V241H126ZM173 243H172V245H173ZM197 243H198V242H197ZM209 243H210V242H209ZM225 243H226V242H225ZM4 244H5V243H4ZM30 244H31V243H30ZM36 244H37V242L35 243V245H36ZM65 244H66V243H65ZM70 244H71V243H70ZM124 244H125V241H124ZM139 244H140V243H139ZM149 244H150V243H149ZM153 244H154V243H153ZM188 244H192V243L189 241ZM0 245H2V244H0ZM89 245H90V244H89ZM127 245H128V244H127ZM150 245H151V244H150ZM210 245H211V244H210ZM6 246H7V244H6ZM13 246H15V243H13ZM30 246H31V245H30ZM33 246H34V245H33ZM37 246H38V245H37ZM43 246H44V245H43ZM69 246H70V245H69ZM75 246H76V245H75ZM86 246H87V245H86ZM90 246H91V245H90ZM90 246H88V247H90ZM96 246H97V245H96ZM152 246H153V245H152ZM154 246L156 247V244H155ZM158 246H159V245H158ZM174 246H175V245H174ZM179 246H180V245H179ZM4 247H5V245H4ZM10 247H12V246H10ZM22 247H19V248H20L19 250H21ZM35 247H36V246H35ZM46 247H47V246H45V248H46ZM51 247H50V248H51ZM67 247H68V245H67ZM71 247H72V246H71ZM76 247H77V246H76ZM170 247H171V249H172L173 246L170 245ZM176 247H178V246L176 245ZM186 247H187V246H186ZM209 247H210V246H209ZM43 248H44V247H43ZM45 248H44V249H45ZM118 248H119V247H118ZM151 248H152V247H151ZM157 248H158V247H157ZM174 248H175V247H174ZM187 248H188V247H187ZM0 249H2V248L0 247ZM3 249H4V248H3ZM8 249H9V248H7V250H8ZM14 249H15V247H14ZM17 249H18V248H17ZM17 249H16V250H17ZM32 249H33V248H32ZM83 249H84V248H83ZM88 249H89V248H88ZM134 249H135V248H134ZM176 249H177V248H176ZM188 249H189V248H188ZM47 250H48V247H47ZM55 250H56V249H55ZM74 250H75V248H74ZM84 250H85V249H84ZM154 250H155V249H154ZM159 250H161L160 247H159ZM173 250H175V249H173ZM177 250H178V249H177ZM192 250H193V249H192ZM8 251H9V250H8ZM10 251H11V250H10ZM25 251H27V250H25ZM30 251H31V249H30ZM37 251H38V249H37ZM45 251H46V250H45ZM56 251H57V250H56ZM81 251H83V250H81ZM86 251H87V249H86ZM114 251H115V250H114ZM126 251H127V250H126ZM132 251H133V250H132ZM152 251H153V249H152ZM19 252H21V251H19ZM43 252H44V251H43ZM59 252H60V251H59ZM69 252H70V251H69ZM109 252H110V251H109ZM129 252H130V251H129ZM129 252H128V253H129ZM145 252H146V251H145ZM149 252H150V251H149ZM153 252H154V251H153ZM161 252H166V251H164V249H163V251H162V250L160 251V254H161ZM22 253H23V251H22ZM28 253H29V252H28ZM41 253H42V252H41ZM46 253H48V252H46ZM107 253H108V252H107ZM128 253H127V254H128ZM137 253H139V250H138ZM154 253H156V252H154ZM167 253H168V251H167ZM171 253H173V251H172V252L170 251V253H169V257H171V256H170ZM18 254H19V253H18ZM25 254H26V252H25ZM30 254H31V257H29V258H22V259H20V260H18V261H16V260L14 261L13 258H12L10 255H4V258H0V264H23L24 262H29L30 264H44V259H43V258H41V257H34L35 255H36V256L38 255V253H37L35 250H32V251L29 253V256H30ZM39 254H40V253H39ZM51 254H54V253H51ZM56 254H57V253H56ZM58 254H59V253H58ZM61 254H63V253H61ZM135 254H136V253H135ZM140 254H141V252H140ZM149 254H150V253H149ZM149 254H147V255H149ZM158 254H159V253H158ZM173 254H174V255H173V257H174L177 253H173ZM231 254H232V253H231ZM27 255H28V254H27ZM42 255H43V254H42ZM48 255H49V254H48ZM59 255H60V254H59ZM59 255H58V256H59ZM65 255H66V253H65ZM67 255H68V254H67ZM103 255H104V254H103ZM128 255L131 256V254H128ZM155 255H156V254H155ZM177 255H178V254H177ZM186 255H187V254H186ZM24 256H25V255H24ZM44 256H45V255H44ZM44 256H43V257H44ZM58 256H57V257H58ZM60 256H62V255H60ZM70 256H72V255H70ZM87 256H88V255H87ZM89 256H91V255H89ZM93 256H94V255H93ZM117 256H118V255H117ZM123 256H124V255H123ZM125 256H126V255H125ZM125 256H124V257H125ZM130 256H128V258H129ZM153 256H154V254H153V255H149V259H150V258H153ZM226 256H227V255H226ZM230 256H231V255H230ZM237 256H238V255H237ZM25 257H26V256H25ZM45 257H46V256H45ZM50 257H51V255H50ZM55 257H56V256H55ZM63 257H64V255H63ZM78 257H79V256H78ZM97 257H98V256H97ZM112 257H113V256H112ZM155 257H157V256H155ZM159 257H160V255H159ZM173 257H172L171 259H173ZM176 257H177V256H175V258H176ZM231 257H232V256H231ZM239 257H240V256H239ZM47 258H48V257H47ZM53 258H54V257H53ZM64 258H65V257H64ZM84 258H85V257H84ZM131 258H132V257H131ZM136 258H137V257H136ZM139 258H140V257H139ZM167 258H168V257H167ZM56 259H58V258H56ZM56 259L54 258L53 261L57 263ZM62 259H63V258H62ZM62 259H60L61 262H62ZM70 259H71V258H70ZM73 259H74V257H73ZM86 259H87V258H86ZM90 259H91V258H90ZM90 259H88V260H86V261L89 262ZM94 259H95V258H94ZM98 259H99V258H98ZM103 259H104V258H103ZM103 259H102V260H103ZM121 259H123V258H121ZM125 259H126V258H125ZM159 259H160V258H158L156 264H158V262L160 261ZM161 259H162V258H161ZM45 260H46V259H45ZM51 260H52V259H51ZM117 260H118V259H117ZM128 260H129V259H128ZM140 260H141V259H140ZM146 260H147V259H146ZM155 260H156V259H155ZM155 260H154V258H153V261H154V262H156ZM162 260H163V259H162ZM164 260H166V258H164ZM174 260H177V259H174ZM49 261H50V260H49ZM65 261H66V258H65ZM79 261H80V259H79ZM81 261H82V260H81ZM109 261H110V260H109ZM119 261H120V260H119ZM147 261H148V260H147ZM166 261H167V260H166ZM50 262H51V261H50ZM66 262H67V261H66ZM73 262H74V261H73ZM115 262H116V261H113V264H114ZM123 262H124V261H123ZM123 262H122V263H123ZM125 262H127V261H125ZM137 262H138V261H137ZM154 262H153V263H154ZM173 262H174V261H173ZM175 262H176V261H175ZM175 262H174V264H175ZM177 262H178V261H177ZM208 262H209V260H208ZM48 263H49V262H48ZM109 263H110V262H108V264H109ZM120 263H121V261H120L118 264H120ZM122 263H121V264H122ZM138 263H139V262H138ZM141 263H142V262H141ZM144 263H145V262H144ZM171 263H172V262H171ZM171 263H170V264H171ZM178 263H179V262H178ZM178 263H177V264H178ZM205 263H206V262H205ZM51 264H52V263H51ZM92 264H93V263H92ZM111 264H112V263H111ZM116 264H117V263H116ZM125 264H126V263H125ZM136 264H137V263H136ZM139 264H140V263H139ZM147 264H148V263H147ZM151 264H152V263H151ZM159 264H160V263H159ZM246 264H247V263H246Z\"/></svg>",
    "mask_w": 264,
    "mask_h": 264
},
{
    "label": "crops",
    "instance_id": "obj_3",
    "mask_svg": "<svg viewBox=\"0 0 264 264\" xmlns=\"http://www.w3.org/2000/svg\"><path fill=\"white\" fill-rule=\"evenodd\" d=\"M240 136L241 137L237 138V142L241 144V149L243 151H241L242 154L235 155L236 159L234 158L233 162H236V168L243 170L240 176L243 184L246 183V185H248L252 182L249 181V179L253 180V177L257 179L253 180L254 182L252 185L246 187L243 185L242 187L244 188H237V186L229 187V190H235L237 192L236 194H241V198L244 200L240 205L237 202L236 205L233 204L234 207H238L235 208L238 211L231 215H229V210L232 208V204L231 207H229L228 203L223 202V255L219 256V259L221 258L223 260V264H264V176H254L259 169L264 168V157L261 156L260 158L258 156L253 157L249 155L250 157L248 159H244L245 155H243V152L246 153L249 149L253 151V149L258 148L255 147V143L250 145L239 143L240 140L243 139V135L241 134ZM203 161V171L200 168L196 170L189 169V166H186L187 163L185 164L186 167L183 166L180 170V174L183 176L187 173L189 175L194 174V176H196V174L201 175V180H197V182L201 183H197L193 180H188L186 182L189 186L195 187L196 190L208 185V180L205 175L210 165L208 161H212V159L204 158ZM238 162H241V164L237 165ZM244 162H247V164H244ZM256 185H258V187H256ZM251 211H255L256 218L251 217Z\"/></svg>",
    "mask_w": 264,
    "mask_h": 264
}]
</instances>
